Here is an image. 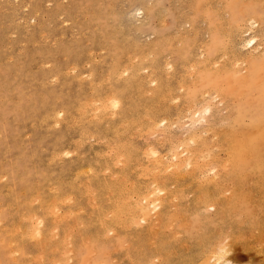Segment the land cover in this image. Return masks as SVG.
<instances>
[{
    "label": "rangeland",
    "instance_id": "rangeland-1",
    "mask_svg": "<svg viewBox=\"0 0 264 264\" xmlns=\"http://www.w3.org/2000/svg\"><path fill=\"white\" fill-rule=\"evenodd\" d=\"M26 3H28V5ZM139 3H141L142 6L139 5ZM25 4L27 7H25ZM137 5H139V6H137ZM261 5H263V7ZM32 7H36V8L33 9ZM134 7L135 8H137V7L141 8L142 7L143 12L140 14V13H138V11H136L137 12V14H136L134 12L136 9L133 10V16L135 13V17H137L136 15H138V18L133 17L132 20H130L131 19L130 13L132 12V9H134ZM35 10H36V12H35L36 14H34ZM28 11H29V13L30 12L31 13L29 14ZM128 11L129 12L131 11V12L129 13ZM37 14L39 17L37 16ZM250 15H251V19L249 18ZM252 15L253 16L255 15V17H257V15H258L259 16L258 18H260V20H258V18L254 19V17H252ZM126 16H128V17H126ZM131 16H132V13H131ZM31 17L34 18L35 20H33ZM127 18H129V19H127ZM246 18L250 19V20H245ZM23 20H25V21H23ZM252 20H256L258 25L253 24L254 26L253 25L249 26L251 24L250 21H252ZM118 21H119V23H118ZM39 22H41V23H39ZM238 22H240L241 24H239ZM97 23H98V25H97ZM248 23H250V24L248 25ZM37 24H38V26H37ZM221 24L222 25L225 24V26H224V29L226 28L225 32L222 31L224 29H223V26ZM243 24H245V25H243ZM231 25H233V26H231ZM28 26H30V27H28ZM34 26H35V28L32 30V34H33V36L35 35L34 36L35 38L33 36H31L32 35L31 34V29H32L31 27H34ZM243 26L244 27L246 26V27L244 28ZM86 27H88V28H86ZM248 27H251V28L254 27V28H252L254 30L260 29L261 32L264 31V0H30V1H28V0H0V58H1L0 59V166H2V167H0V171L2 169L4 170V171L2 170L0 172V208H2V209H0V210H2V211H0V237H2V238H0V247H2V249H4V260L1 261V264H23V263L26 264L27 262H28V264L29 263L30 264L31 263L32 264H41V262H42V264H54V263L60 264L59 263L60 260H61L60 261L61 264H79L76 262L74 256H72V254L74 252L73 247H76V248L83 247L85 243H88L86 239H88L87 236H89L90 234L91 235L89 237H97V239L100 240V242L102 243L101 247H105V249L103 251V254L105 255L104 256L105 262H103L104 264H107V263L108 264H130V263L136 264V262H142L141 264H145L146 262H147L146 264H157V262H158V264H168L170 261H172V263L170 262L169 264H181V263L182 264H187V263L188 264H196L197 262H198L197 264H200V253L205 247L203 248V245L199 244V241H200L199 238L202 234H200L201 231L198 227V224L192 220V215H193V212H195V210H196V212L197 211L202 212V208L206 207V206H202L201 203H199V200L197 203V200H196L197 194L199 193V191H202L201 189H205L207 191V193H209V194L212 191L214 194H216L218 196V197L217 196L216 197L219 199L230 196V194L232 196V195H234L235 191H236L235 193L237 195L239 194L237 192L242 191L243 193H245V194H243L241 192L242 193L241 196L250 198L251 201L247 203V207L249 206L248 208H250V210L252 209L251 213L254 217V220L257 221V224H258L257 225L258 227L256 228L257 230L254 229L253 230L254 232L253 231H251V232L252 233H256V232L264 233V177H263L264 176V165L252 167L250 165L242 164L241 168H240L241 165L240 166H234V163H230L229 157L225 156L227 154H225L222 151V149L219 148V143L217 145L216 144L217 142L215 140H213V139H215L214 138L215 135L213 134L214 131H212V129H211V128H214L215 131H220L221 129L222 130L226 129L230 122H231L230 124H235L236 120L238 119L237 115L241 116L240 118H242L244 113H242L241 110H243V108H239L237 111L234 108V105L241 102L244 99V97L243 96H237V94H235L236 96L234 95L232 99L225 101L223 99V97H220L219 94H218L219 95V98H218L217 97L218 92L214 93V91L212 93H210V95L205 94L203 96L202 94H204L205 93L204 91L206 90V89H204L205 87L203 85L201 86V84L197 83V82L196 83L198 85H196V84L191 85V86L189 85V83L191 82L189 78L192 77L191 74L193 71L192 67H191V63L190 62L189 63L182 62L180 59L176 60V54L173 51L176 48L184 46L186 49H190V50L194 51L193 53L195 54L194 55L195 60H197L198 58L200 60V59H202V57L204 58L205 55H208V53H209L208 57L212 58V60L215 61V63L218 62L216 64H218V65H219V63L224 64L228 68L227 67L225 68V70H227V71H225L226 74H220V75L215 74V72H214V74H215L214 75V74H212L213 72L208 71V70L205 71V74H204L205 80L216 81L217 86H221V87L226 86V85L231 83L230 85H233V87L235 88L236 86H238V84H237L238 81L236 79L238 78V76L240 74H244L245 70L247 69V66L249 65V63L246 62L247 60L245 58V53H249L248 51H251V48H250V46H248V48H247V46H245L246 48L245 47L241 48V49L239 48L240 50L238 48H235V49L239 50V51L235 50L237 52L236 53V52H234V48L230 46L231 50L229 48V50L227 52V53H229V51H230V54H226V55L222 54L225 52L224 51L225 49L223 48V50H222V48H221L219 50V48L224 47V45H226V43H224V42H226L228 40V39L226 40L227 37H230V34H229V36L226 37V35L228 34L227 33L228 31H229V33H231L233 31H230V30H234V32L232 34H235L236 30L243 32ZM42 28L45 32L41 30ZM79 28H80V30H79ZM26 29H30V30L29 31L27 30L28 31L27 32ZM182 29L188 30L189 34L187 36L183 35V37H182V34H183V32L181 31ZM194 31L196 32V34ZM41 32H42V34H41ZM221 32L224 34L221 35L222 34ZM261 32H259V33H261ZM175 33H176V35H175ZM155 34H156V38H158V39H159L158 36H161L160 40H159L161 43L160 44L161 51L163 52L164 55L166 53L170 57L168 60L175 62L174 68H176V69H174V73L171 75L172 78L171 79L169 78V80H168L169 81L167 83L168 85H165L162 89V91L164 93V94H162V96L163 95L164 96L163 97L160 96L161 98H159V99L153 98L154 101L152 98H147L150 96V93H151L150 92L151 91L150 86H148L150 83L152 84L151 81H149L150 83L148 85L143 84V86L141 88H138L135 84H132V85L128 86L129 88H125L124 91H123V89L118 88L119 92H121V93H119L117 91V93L120 94V96H121V101H123V102H121L120 109L125 116L120 115L121 111H118V113L114 112L115 113L114 114L113 109L109 108V106L106 107L107 109L105 108L103 110L104 113H103V111H100V110L99 111L93 110V108H94L93 106H95L94 104H96V102L91 103L92 102L91 98H93V99L97 98L99 100L101 98L104 99L110 94V92L112 91L111 89H113V87L120 86V84H118L120 82V80L117 81V80H114L113 78H108L109 76L107 73V70L109 71V69L111 68L110 62H113L114 61L113 59L116 58V56H117V55H115L114 51L113 52L110 51V49L114 47V44L116 46V49L114 47L113 50H115L116 53L121 52L120 53L121 55L119 54L120 55L119 58L121 59V60H119L120 63H122V64H127V62L137 63L138 61H135V60H137L136 57L132 56V55L134 53H136L135 51H138L137 49L139 46L142 47V45H143L142 43L146 44L148 41L151 40V38H154L153 35H155ZM262 34H264V33H262ZM42 35L45 37H43ZM105 35L108 36L107 39H104L106 37ZM178 35H181V37H179ZM102 37H104V38L102 39ZM178 37L182 38V40L179 39ZM161 38L163 39V41ZM223 38L225 41L222 42L221 40ZM178 39L181 40V45H180V42ZM193 39H195V41H190ZM21 41H23V42H21ZM54 41H56V42H54ZM107 41H108V44H107ZM110 42L114 43V44L112 43L113 47H112ZM190 42L191 43L193 42V44H191V46L189 45ZM221 43H222V45H221ZM200 44H204L203 49L201 48L202 45H200ZM110 45H111V48H110ZM207 45H209V47H211L213 50L210 51L209 48H207ZM117 47H118V49H117ZM197 47L201 48V50ZM246 49H249V50H247V52H246L245 51ZM232 50H233V53H236L237 55L231 53ZM215 51H216V53H215ZM251 52L253 54H254V52H256V54H254V55L251 54V55H253L254 59L264 60V59H261V54H259V53H261L260 51L258 52V51L252 50ZM111 53H114V54H111ZM198 53H200V54L202 53L201 56H199ZM214 53H215V57H213ZM128 54L129 55L131 54L130 58H129L130 60L127 59L129 57ZM125 55H127L128 57L127 56L125 57ZM167 55H165V57ZM196 55H197V57H196ZM222 55H223V57H220ZM234 55L236 56V58ZM251 55H249V56H251ZM239 56L242 57V59L240 57L241 61L242 60H244V61L243 62L239 61V66L236 64V66L239 69V73H238L237 72L238 70L236 69V67L232 66V65H235L234 63H236L234 61V59L240 60ZM133 57H135V58L133 59ZM246 57H247V55H246ZM36 58H37V60H36ZM163 59L164 58H160L159 61L161 62V60H163ZM88 60L91 61V64H90V62H88ZM70 62H72V63H70ZM87 63H89V64H87ZM182 63H184V64H182ZM237 63H238V61H237ZM243 63H244V66H243ZM73 64H75L74 65L75 68L72 67ZM76 64H80V65H76ZM188 64H190V65H188ZM246 64H247V66H246ZM245 66H246V68H245ZM31 68H32V71L30 70ZM52 68H55V69L52 71ZM172 68H173V66L171 68L166 66V68L164 69V73L166 74L167 70H168V72H170L172 70ZM231 68H233V69H231ZM234 68L236 69L235 73L233 72V71H235ZM36 69H39V70H36ZM50 69H51V72L49 71ZM187 69H188V71H187ZM43 70H44V73H43ZM140 70H141V71H139L140 74H146V70H144V71H143V69H140ZM241 70L242 71L244 70V72H241ZM89 71L91 72V74ZM92 71H93V73H92ZM57 72H58V74H57ZM79 72H81V73L79 74ZM49 73L50 74L54 73L53 77L51 76L50 79H48L49 75H50ZM74 73L76 76L74 75ZM88 74H89V76H88ZM109 74H110V71H109ZM65 75H66V77H65ZM80 75H81V77H80ZM182 75H185V76H182ZM228 75H229V77H228ZM186 76L189 78H186ZM56 77H58V79ZM218 77H219V80H221V81L223 80V82L225 81V83H223L221 81L219 82V80H217ZM39 78H40V81H39ZM76 78L77 79L80 78V79L77 81ZM228 78H230V79L228 80ZM36 79H38V80H36ZM54 79H56L57 81H55ZM68 79L71 80L70 83H69L70 80H68ZM89 79H91L92 82ZM180 80H183V81L189 82V83H187V84L185 83V87L183 86L180 88V86H181V85H179ZM47 81L48 82L52 81V82L48 83ZM67 81L69 84L66 83ZM44 82L46 84H44ZM61 82H63L61 84L62 86L59 84ZM81 82H82V84H80ZM90 82L92 83V85H90L91 84ZM40 83H42V84H40ZM107 83L111 85V88L107 87L108 86ZM194 83L195 82H193V84ZM218 83H219V85H218ZM78 84H80L79 87H78ZM99 84L101 87L99 86ZM234 84L236 86H234ZM40 85H42V86H40ZM88 85H90V86H88ZM186 85H189V86H186ZM93 86H95V87L98 86V87H96L97 89H95V87H93ZM88 87L91 89V91ZM133 87H134V89H130ZM80 88H82V90ZM92 88H93V91H92ZM144 88H146V89H144ZM147 88L150 91H148ZM183 88H185V89L182 90ZM58 89H59V91H58ZM127 89H129V90H127ZM138 89H140L141 92ZM53 90H55L56 92ZM65 90H67V91H65ZM76 90L79 92H77ZM95 90H97V91H95ZM130 90H132V91H130ZM144 90L148 91V92H145ZM195 90H198V92L201 90L202 92L200 91L201 93L199 94ZM51 91H52V93H51ZM85 91H87V94ZM98 91H99V93H98ZM165 91H167V92H165ZM66 92H68V95ZM83 92H85V93H83ZM89 92H91V93H89ZM135 92L137 93V95ZM182 92L184 94H190L191 101L189 100L190 101L189 103L190 104L192 103V107H190L191 105L188 103V100L183 98ZM138 93H139V95H138ZM142 93L144 94V97L141 96V95H143ZM147 93L149 96H147ZM166 93H169V94L167 95ZM54 94H56L55 95L56 98H57V96L58 97L61 96L60 99L59 98L56 99L53 96ZM79 94H81V95H79ZM82 94H84V95L86 94V96H84ZM96 94H99V98H98V95H96ZM212 94L213 95L216 94V99L213 98L214 101H212L213 103L211 102L212 103L211 105L213 106L212 109L209 107H207V108L204 107L206 105L205 104L206 102H201V101L205 100L208 102L209 99L210 100L212 99V97H213ZM83 96L85 97L84 99H83ZM136 96H138V97L141 96V99H138ZM210 96H211V98H210ZM73 97L74 98L76 97L77 100L74 99ZM79 98H80V101L83 103H81L78 100ZM164 98L166 99V101ZM217 98L219 99V101ZM51 99H53V101L55 103L54 105H53V101L52 102L50 101ZM89 99H90V102H89ZM145 99H149V100H145ZM194 99H195V101H194ZM220 99H221V101L222 100L223 101L221 102ZM71 100H72V102L69 103V101H71ZM141 100H143V101H141ZM157 100H159V101L157 102ZM192 100L194 102H192ZM77 101H79L80 103ZM231 101L235 102V103L233 104V103H231ZM220 102H221V104H220ZM129 103H131V104H129ZM140 103H143V104H140ZM229 103L231 105L233 104L232 108H234V109H232L231 107H228V106H230ZM61 104L67 105V106L62 105V107H64V108L66 107L65 108L66 110L68 109L67 111L69 113L68 112H66V113H68L69 115L66 114L65 115L66 117L62 116L63 118L60 119L61 121L59 120V124H58V122L55 123L53 118L47 113H48V109L52 105L53 106H60ZM83 104L87 105L89 107L84 106V108H82ZM90 104H92V105H90ZM151 104H156L155 105L156 108L154 105H151ZM74 105H75V107H73ZM126 105H128V106H126ZM142 105H143V107H141ZM197 105H199V107H197ZM201 105L205 109H203ZM147 106H148V108H146ZM152 106L154 107V109ZM194 107H195V109H196V107L200 108V110L198 111V109H197L195 111ZM42 108H44V109H42ZM45 108H47V109H45ZM75 108H76V110H75ZM127 108H128V110H126ZM189 108H192V111H195L194 115L199 116V119H202V117H204L205 119H202V120L205 122H202L200 120L201 122L199 123V121L196 118V120H197V121L195 120L196 125L191 127V125L193 123L195 124V122H193V121H191L193 123L190 122L191 116H189L188 113L191 111V109L189 110ZM82 109H84V110L86 109L85 113H83L84 111L83 112L81 111ZM108 109H110V110H108ZM131 109H132V111H131ZM146 109L149 110L150 113H148L149 111H147ZM185 109L188 110L189 112L186 111L187 112L186 113ZM144 110L147 113L146 112L144 113L143 112ZM151 110H153L155 114H153V111H151ZM77 112H78V115H77ZM108 112H112V115L109 114ZM134 112H136V113H134ZM184 112L187 114V117L185 116L186 114L184 115ZM197 112H199V113L196 115ZM98 113H100L102 115H100ZM233 113L234 114L236 113L235 114L236 117ZM82 114L84 116H82ZM93 114H96V115H93ZM137 114L139 116H137ZM144 114H147V115H144ZM200 114H202L203 116L201 117ZM27 115H28V117H27ZM40 115H41V118H40ZM44 115H48V117L47 116L44 117L46 120H44V118H43ZM108 115H110V116L108 117ZM115 115H117V116H115ZM149 115H153L156 119L159 120L157 126H159V125H162V126L166 125V126L160 127V128L154 127V129H152V130H156L159 128V130L156 132L155 131L151 132V130L146 129V128H148V124H147L146 120L148 119L147 116H149ZM191 115H192V113H191ZM194 115H192V118L194 117ZM34 116H36V117H34ZM78 116L81 118H79ZM103 116H106L107 118L103 117ZM119 116L123 121L119 118ZM244 116L246 118V115H244ZM73 117H76V118H73ZM89 117L91 118V120ZM131 117H132V119H131ZM137 117H138V119H137ZM141 117H143V118L140 120ZM162 117H163V119H162ZM188 117H190V118H188ZM82 118H84V119H82ZM93 118L97 123L96 122L93 123V121H94ZM95 118H97V119H95ZM38 119L41 120L40 121L41 123L37 122V121H39ZM125 119L126 120L129 119V120L126 121ZM164 119H165V121H163ZM229 119H233V120H229ZM79 120H83V121H79ZM98 120H100L101 122L100 121L98 122ZM138 120H140L142 123ZM160 120H162V121H160ZM193 120H194V118H193ZM107 121H109V122H107ZM29 122L31 125L29 124ZM86 122H88V123H86ZM111 122H113V123H111ZM34 123H35V126H34ZM77 123L80 125V127L83 124L82 127L79 128V125ZM108 123H110V124L108 125ZM119 123H121V124H119ZM131 123H133V124H131ZM65 124H67V125H65ZM97 124H98V126H97ZM124 124L126 126H124ZM140 124H141V127L139 128ZM188 124H191V125L189 126ZM72 125H73V127H72ZM76 125H78V126H76ZM84 125H85V127H84ZM45 126H46V128H45ZM109 126L111 128L107 129ZM207 126H209L210 129ZM49 127H51V128H49ZM116 127H118V128H116ZM204 127H205V129H206V127L208 128L207 131L203 129ZM215 127H217V128H215ZM82 128H83V131L81 132ZM190 128L194 129V131L196 130L195 135H197V136H198V133L200 131H202L201 132L202 134L201 133L200 134H201V136H204V137L206 136L205 141L209 142V145H213L215 143L213 145V147L211 146L212 153L215 154V159L212 160V162H211V161H209V159L211 160V157L208 155H206V158L204 156H203L204 158L197 156L195 158V161L190 163L191 165L181 163L182 165L181 164H179V165H181L182 167L179 166L178 164L175 165V167H174V165H170V167H168V166H165L168 164V163H166L163 166L162 165L161 166L160 165H154V166H156L154 168L153 165L150 164V162H149L152 159V156L150 154L148 156L144 155L145 152L147 151V149L149 147H152L153 149L158 150L159 153H161L163 156L166 157V153H167V155H170V154H168L169 153L168 149L170 148L171 143L175 144V143H177V141L184 139L185 137H186L185 140L191 141L190 138L187 139L188 137H191V136H188V134L191 135V133H192V132L190 133V131H192ZM88 130L91 132V134ZM188 130H189V132H188ZM142 131H144V132H142ZM194 131H193V133H194ZM197 131H198V133L196 134ZM45 132H47V133H45ZM87 132L90 134L91 137L89 136V134ZM78 134L79 135L81 134V136H79ZM82 134H85V135H82ZM117 134L119 137L117 136ZM210 135H212V136H210ZM19 136L21 139L19 138ZM193 136H194V134H193ZM79 138H80V141L82 140L81 143H79ZM191 138H193V137H191ZM115 139L118 142L115 141ZM122 141H124V142H122ZM182 141H180V143H179L181 145L178 146L179 145L178 144L177 145L178 147H176V148H179V150L181 149V147L183 149ZM212 141L213 142L215 141V142L213 144H211ZM52 142H53V144H52ZM61 142H63V143H61ZM126 142L128 144L130 142V145L126 144ZM169 142H170V144H169ZM112 143H114V146L112 145ZM131 143H133V144H131ZM190 143H192V142H190ZM117 145L120 146L122 149H124V152L128 156V163L126 165L122 164L123 162L121 161L122 160L121 156L115 157L116 155H113V154H117L116 150H115L117 148ZM40 146L42 147L41 149H40ZM51 146H52V148H51ZM128 146H130V147H128ZM110 147H111V149H110ZM114 147H116V148H114ZM131 147H133V149ZM171 147H174V145L172 144ZM3 148L5 149L4 151H3ZM69 148L72 150H68ZM130 148H131V150H129ZM142 149H145V150H142ZM62 150L63 151H69L70 153L64 154V152ZM110 150H111V152L108 153V151H110ZM133 150L136 151L135 152L136 154H134ZM50 151H51V153H50ZM55 151L57 152V154ZM31 152L32 153L34 152L33 156H32ZM112 152H114V153H112ZM146 153L148 154V151ZM1 154L3 155V157ZM51 154H52L51 159H48V158H50ZM104 154H106V155L104 156ZM77 155H78V157H77ZM4 156H6L8 158L5 159ZM54 156H55V158H54ZM107 156L109 158H106ZM58 157H60V158L58 159ZM93 157H95V159ZM96 157H97V159H96ZM146 157H148V159L149 158H151V159L148 160ZM61 158H62V160H61ZM92 158L94 160H91ZM172 158L174 160H172ZM172 158H171V160L174 162L176 160V157H172ZM68 159L73 161V162L71 163V161H69ZM89 159H90V161H88ZM100 159H102V160H100ZM115 159H116V161H118V159H119V161L116 163ZM205 159H208V160L206 161ZM51 160H53V162ZM61 161H65V162H61ZM94 161H96V162H94ZM112 161H114L117 165H115V163H113ZM146 161H148V163ZM202 161H204V162H202ZM214 161H215L216 165L214 164ZM44 162L48 163L49 165L44 164ZM140 162H142L141 163L142 167H141V165L140 166L138 165V164H140ZM197 162H199V163H197ZM263 162H264V160H263ZM263 162H261V164H264ZM57 163H59V164H57ZM77 163L79 164V167H78ZM136 163H138V164H136ZM104 164H105V166H104ZM144 164L147 167H149L148 168L149 170L152 167L150 172L153 171V173L152 172L150 173L149 170L147 169V167L144 166ZM50 165H52V166H50ZM81 165H83V166H81ZM84 165H86V166L84 167ZM113 165H115V166H113ZM119 166L120 167L122 166V168L123 167L124 168L121 169V168H119ZM132 166L133 167L137 166V169H135L136 167L133 168ZM249 166H250V168H249ZM8 167H15L16 168V173H17L16 175L17 176L21 175V177H23L26 180L25 184L27 186L29 185L28 188H27V186L23 187V185L18 186L17 183H13V184L8 183L7 178L2 176L7 171ZM75 167H77V168H75ZM97 167H98V169H97ZM143 167H146V169L148 171L147 174H144V176H143V173H141ZM162 167L163 168L166 167V169H163ZM172 167L174 169H172ZM46 168H48V169H46ZM55 168H57L59 170H57ZM86 168H88V169H86ZM95 168H96V170H95ZM153 168H154V170H153ZM209 168L214 169V173H215V171H216V173H218V172L219 173L217 175H216V173H215V175L213 173L211 174V172L209 173V171H210ZM104 169H108V170H104ZM112 169H113V171H112ZM41 170H42V172H41ZM50 170L52 171V173H50L51 172ZM62 170H64V171H62ZM70 170H72L73 172ZM121 170H123V171H121ZM132 170H134V171H132ZM58 171L63 172V173H58ZM97 171L99 173H96ZM101 171L104 173H101ZM156 171L159 172L158 176H157ZM166 171H168V172H166ZM34 172H36L35 175H34ZM75 172H77V173H75ZM123 172H124V174H123ZM126 173L128 174V176H126L127 175ZM138 173H140L139 174L140 176L138 175ZM47 174H49V175H47ZM73 174H75V175H73ZM78 174H79V176H78ZM44 175L47 176L48 179ZM67 175H68V177H67ZM116 175H117V177H116ZM154 175L159 179H157ZM55 176H56V178H55ZM59 176H61V177H59ZM93 176H95V177L93 178ZM109 176H110V178H109ZM111 176H113L114 178L116 177L115 178L116 180L114 178H111ZM121 176L122 177L126 176V181H125L126 184L124 185V186H126V188H128L127 187L128 185H132L134 183L135 186H140V187H142L143 185H145V186L149 185L147 187H150V189H151L153 187V186L151 187V185L155 184V180H160L162 178L164 186L161 183L162 182L161 180H160V182L158 181L159 183L156 181V183H158L159 185L162 184L161 186H159L158 184L157 185L160 188H164L163 190L165 192H167V194L165 192H163V190H162V192L164 194L162 192L158 193V194L156 193L157 195L155 194L156 195L155 197H153L154 196L153 195V196H150V198H149L151 200H153L152 198H154V200L157 198L158 200L156 199V201L157 202L159 201V203H157L159 205H157L156 208L154 209L155 213L159 214V215L155 214V216L157 215L158 218H156L154 215L151 216L149 223H147L146 221L141 222L142 227H140V223L137 224L138 226L130 225L129 227L126 226V228H125V226H120V228H118L119 226H116V229L113 230L114 233H113V231H109L106 233L108 235L106 237L107 238L106 239L105 237H103L104 235H103L102 225L100 224L99 221H97L98 219H96V218H97V214H98L99 210L101 211L100 212L101 216L104 213H107V215H109L108 211H110L112 209V207L115 203L114 199L117 197V195H119L117 188H119V186H121V179H122V178H120ZM153 176L156 178L155 180H154V178L152 179ZM202 176H204V177L202 178ZM209 176L211 178L209 180L217 181V184L213 187L209 184V181H207V183L206 182L203 183V181H202L203 179H208ZM44 177H45V180H44ZM83 177H84V179H82ZM88 177H90V178L88 179ZM98 177H100V178L98 179ZM127 178H128V180H127ZM65 180H67V181L65 182ZM70 180L74 181V182H71ZM90 180H91V182H90ZM103 180H104V183H103ZM144 180H147V181H144ZM150 180L151 181L154 180V183H153V181L151 182ZM34 181H36V182H34ZM63 181H64V183H63ZM108 181H109V183H108ZM113 181H115V182H113ZM130 181L131 182L133 181V182L131 183ZM44 182L46 185L44 184ZM48 182H49V185H48ZM101 182H102V184H101ZM105 182H107V183L105 184ZM128 182H130V183H128ZM137 182H140V183H137ZM1 183H2V185H1ZM201 183L204 186H202ZM85 184L91 186L92 189L96 188L93 192H95L96 194L98 192L103 193V194H101L102 196H100V193H98L97 195L94 194L96 196V198H95L94 202L92 201L93 202L92 203L90 201V196L86 191V186H84ZM111 184H113L115 186H111ZM7 185H9L10 189L8 187L6 188ZM11 185H12V187H11ZM32 185H33V187L30 189V187ZM53 185H56V186H53ZM101 185L103 187H106V188H103ZM165 185H166V187H165ZM200 185L202 188H199ZM35 186L39 187V189ZM57 186H59V187H57ZM78 186H79V188H78ZM24 188L25 189L27 188V189L25 190ZM55 188H56V190H55ZM70 188L73 190H71ZM110 188H112V189H110ZM51 189H54V190H51ZM81 189L84 191H82ZM172 189H174V190L171 191ZM9 190H10L12 196L10 195ZM22 190H24L26 194ZM49 190H51V191H49ZM96 190H97V192H96ZM209 190H211V191H209ZM45 191H47V192H45ZM116 191H117V193H116ZM169 191H171V192H169ZM29 192H31V193H29ZM69 192H71V193H69ZM6 193L8 194L7 196H6ZM72 194H74V195H72ZM160 194L166 195V197L163 195L158 196ZM168 194H170V195L168 196ZM172 194H174L173 197H172ZM180 194H182V195H180ZM42 195L43 196L46 195V197H43ZM65 195H68L69 198H67V196L65 197ZM106 195H107V197H106ZM24 196L27 199H25ZM213 197H215V196H213ZM213 197H211V198L214 200ZM34 198H36V199L34 200ZM49 198H50V200H49ZM54 198L56 199V201ZM70 198L71 199L73 198V199L71 200ZM86 198H88V199H86ZM171 198H174V199L171 200ZM169 199H170V202H169ZM52 200H54V203H56L58 205L60 211H65L69 208V210H70L69 212L71 213V214L69 213V216L67 215L68 219L62 218V219H60L61 220L60 222L58 220L57 226H54V223L52 221L53 219H51V215L44 213V204H47L48 202H52ZM100 200H101V202H100ZM175 200H176V202H175ZM213 200H210V201L208 200L209 201L208 203L209 204L213 203L212 205H214V208H215L218 206V204L216 202H214ZM31 201L32 202L34 201L32 203V205L30 203ZM108 201L109 202L112 201L114 203L112 204V202L109 203ZM163 201H165V202H163ZM15 202H17V203L15 204ZM35 202H37V203H35ZM69 202H70V204H69ZM73 202H75V203H73ZM192 202H194V203H192ZM71 203H73V204H71ZM3 204L6 206L2 207ZM35 204H37V205H35ZM38 204L39 205L42 204V206H39ZM76 204H78V206ZM94 204L97 206H95ZM249 204H251V205H249ZM92 205H93V207H92ZM108 205L111 207H109ZM38 206L40 209H38ZM11 207H13V208H11ZM94 207H96V208H94ZM16 208H18V210ZM97 208L98 209L100 208V209L98 210ZM61 209H63V210H61ZM78 209H81V210H78ZM156 209H157V211H156ZM12 210H14V212L16 211L17 213L16 212L12 213ZM25 210L26 211L29 210V212H35L38 215L43 217V228L45 229L44 231H46V233L48 232L51 235L50 236L47 233V238L49 236L47 243L50 245H52L53 243L59 244V247L61 250L53 251L51 249L52 246H49V245L43 246V247H46V249H43L42 247L40 248V246L36 244V241L33 238L30 239L29 237H23L20 239V236H18L17 234H15L16 240L15 239L11 240L13 243L11 241H10V243L8 242V237H9L8 235H10V233L12 231V230H10L11 229L10 227H12L14 225L15 226L21 225L22 222H24L23 213L26 212ZM165 210H166V212H164ZM71 211L72 212L78 211V212L72 213ZM209 211H212V210H209ZM75 213H77V214H75ZM184 213H186V214L184 215ZM13 214H14V216H13ZM87 214H91L92 217H91V215H87ZM170 214H172V215H170ZM47 215H48V217H47ZM181 215H182V217H181ZM45 217H47V218H45ZM153 217H155V218H153ZM13 218H14V220H13ZM72 218L73 219L77 218L79 220V222L82 221V223H83V224L81 223L82 227H80L81 225H80V223H78L77 229H76V222ZM188 218H190V219H188ZM44 219H45V221H44ZM84 220H86V222ZM87 220H89V222ZM90 220H91V222H90ZM184 220H185V223L187 222L186 223L187 227H185ZM20 221H22V222L20 223ZM98 222H99V224H98ZM151 222H153V223H151ZM156 222H158V223H156ZM182 222H183V225L182 224L180 225V223H182ZM52 223H53V225H52ZM153 224H154V227L151 230L148 229V227L153 226ZM245 224L246 223H244L243 225L241 224L240 225L241 227L238 226L241 229V230L239 229V231L237 229V226L233 225V227L231 228L232 229L231 231L235 234H239V233L248 234L249 231L247 229H246L247 230L246 231L244 228ZM49 225H52V226L50 227ZM67 225H69V227ZM89 225H91V226H89ZM155 225H157V227ZM188 225H189V228H188ZM218 225H220V228H221V226L228 228L229 223H226V225H224V224H222V225L218 224ZM53 226L55 228H52ZM2 227H4V228H2ZM72 227L74 230L72 229L71 231H74V232H72V233H71V231L67 232V233H70L71 236L73 235L72 236L73 243H69V245L67 246V247L72 248V250L67 251V253L65 252L63 254L62 253V251H63L62 247H65V246L61 245L62 237H63L62 234H63V231L66 232L67 229H69V228L71 229ZM78 227H80V228H78ZM83 227H84V229L87 228V229H85L86 231L85 230L84 231L88 232V234L82 230ZM195 227H197V228H195ZM5 228L7 230H10L9 234H8L9 231H7ZM129 228L131 230H129ZM176 228H177V230H176ZM209 228H211V227H209ZM220 228H219V226H216L215 228H212V229H214L215 231H218ZM1 229L4 231L6 230V231L4 232ZM51 229H52V231H50ZM75 229L77 231H75ZM90 229L93 233L90 231ZM195 229H197L200 232H198V231H197L198 233L195 232L196 231ZM242 229H244V231ZM178 230H180V231H178ZM81 231H82L83 236L80 234ZM138 231H140V233ZM141 231H143V232H141ZM192 231H193V233H191ZM54 232H56V233L54 234ZM146 232H147V235L144 234ZM175 232H176V234L174 235ZM51 233H53V234H51ZM154 233L157 235H154ZM171 233H172V235H171ZM212 233L213 232H211V233L208 232L209 235H211ZM86 234H87V236H86ZM110 234H112V235H110ZM160 234H162V235H160ZM163 234H165V235H163ZM186 234H188V236ZM198 234H200V235H198ZM52 235H54L55 239L52 238ZM136 235H137V237H136ZM176 235H177V237H176ZM178 235H179V237H178ZM99 236H101V237L98 238ZM144 236H146V237H144ZM151 236H153L154 238L153 237L151 238ZM166 236H167V238L165 239ZM173 236H175V238ZM131 237H132V239H131ZM163 237H164V239H163ZM191 237H192L193 241H192ZM13 238H14V236H13ZM25 238H26V241H25ZM27 238H28V240H27ZM177 238L180 241V243H179V241H177ZM52 239H53V241H52ZM113 239L115 240V242ZM260 239L261 240L257 239L259 241H257L256 239H255L256 241L253 239H248V241L247 240L243 241L242 239H240L239 241L238 240L234 241L232 243L233 249L231 247L232 251L234 250V252L229 253L231 255L228 254L227 258L228 257L230 258L233 255H236L238 257H242V259H241L242 262H246V263H250V264H264V258H263L264 257V239H263V237ZM106 240H109L108 241L109 243ZM129 240H131V242H129ZM133 240H135V241H133ZM150 240L151 241L154 240L155 242L153 241V243H152ZM168 240L170 241V243H168L169 242ZM48 241H50V242H48ZM124 241H125V243H124ZM162 241H164V242H162ZM80 242H82V243H80ZM134 242L136 244H134ZM138 242H140L141 245ZM172 242H173V245L171 244ZM255 242H258V243L255 244ZM127 243H128V245H127ZM129 243H130V245H129ZM159 243H161V244L163 243L162 247H160L161 244H159ZM182 243H183V245L185 244V246H183ZM197 244H199V245H197ZM249 244L251 246H254V244H255L256 247L259 245L261 248L259 246L258 247L262 250L263 253L255 255V254H253L252 251H250V252L244 251L243 252L242 248L244 246H247V245L249 246ZM18 245H20V246H18ZM142 245L144 246V248L142 247ZM153 245L155 247L156 246L158 247V245H159L158 249L157 248L155 249V247ZM186 245L189 247H187ZM13 246L16 247V249H17V250H14V252L10 251V248H11V250L14 249ZM136 246H138L139 248ZM197 246H199V247H197ZM115 247L119 248V249H116ZM130 247L132 248L131 250L134 251V253L130 250ZM134 247L138 248L139 250L138 249L134 250ZM153 247H154L155 251H154ZM164 248L166 249V253L165 252L163 253V251H165ZM127 249L130 251L128 252ZM159 249H161V250H159ZM113 250H115L116 252H114ZM141 250H144L145 252L141 251ZM198 250H199V252H198ZM16 251H18V254ZM42 251H43V254H45V256L43 255L44 257H42L41 261H38L36 259V255L40 256V254H38V253H40ZM109 251H110V253L107 254ZM173 251H175V253H178L179 255L173 253ZM177 251H179V252H177ZM27 252H29V253H27ZM47 252H48V254L46 255ZM71 252H72V254H71ZM83 252H84V254L86 253L85 254V256H86L87 255L86 249H83ZM140 252L142 253L143 256L141 255ZM148 252H150V257H149ZM33 253H35L36 255ZM197 253H199V254H197ZM66 254H69L67 257V261L65 260L66 259L65 257L67 256ZM185 254H187L188 256ZM28 255L30 258L27 257ZM34 255H35V257H34ZM152 255H154V256H152ZM167 255H169V256H167ZM191 255H192V258H191ZM47 256H49V257H47ZM63 256H64V259H62ZM135 256H136V258H134ZM156 256H160L161 259L159 257H156ZM178 256H179V258H178ZM182 256H183V259H181ZM14 257L17 259L14 260L15 259ZM52 257H53V260L55 259L58 261H56V262L52 261L53 263H51L50 259ZM163 257L165 259H163ZM111 258H114V259L112 260ZM145 258H147L146 261H145ZM150 258H152L154 260V262L152 261V259L150 260ZM175 258H177V259H175ZM22 259H23V261H22ZM63 260H64V262H63ZM164 260L166 263L164 262ZM129 261H131V262H129ZM149 261L150 262L152 261V262L148 263ZM189 261H190V263H189Z\"/></svg>",
    "mask_w": 264,
    "mask_h": 264
},
{
    "label": "bare ground",
    "instance_id": "bare-ground-1",
    "mask_svg": "<svg viewBox=\"0 0 264 264\" xmlns=\"http://www.w3.org/2000/svg\"><path fill=\"white\" fill-rule=\"evenodd\" d=\"M28 1H30V0H28ZM16 2V1H15ZM23 3V2H22ZM27 5H28V3H26ZM26 4H25V7H27L26 6ZM37 4V3H36ZM121 4V3H120ZM11 5V4H10ZM34 5V4H33ZM32 5V6H33ZM139 5H141V3H139ZM139 5H137V6H139ZM213 5V4H212ZM24 6V5H23ZM35 6V5H34ZM142 6V5H141ZM262 7H263V5H261ZM22 7V6H21ZM24 8V7H23ZM33 9H35L36 7H32ZM173 8V7H172ZM136 9V10H135ZM142 7L140 8V7H137V8H135L134 7V9H132V16H131V13H130V17H131V19L130 20H132V18L133 17H135V13L137 14V12L136 11H138V13H142L143 11H142ZM28 10V9H27ZM37 10V9H36ZM36 10L34 11V14H36L35 12H36ZM133 10H135L134 12V16H133ZM33 11V10H32ZM38 12V11H37ZM123 12V11H122ZM184 12V11H183ZM28 13H29V11H28ZM31 13V12H30ZM29 13V14H30ZM182 13V12H181ZM139 14V15H140ZM128 15V14H127ZM34 16V15H33ZM32 16V17H33ZM37 16H38V14H37ZM36 16V17H37ZM137 17H135V18H138V15H136ZM224 16V15H223ZM31 17V18H32ZM39 17V16H38ZM42 17V16H41ZM48 17V16H47ZM52 17V16H51ZM126 17H128V16H126ZM252 17H254V19L255 18H258L259 16L257 15V17H255V15L253 16L252 15ZM142 18V17H141ZM250 19H251V15H250V17H249ZM33 20H35L34 18H32ZM37 19V18H36ZM61 19V18H60ZM100 19V18H99ZM107 19V18H106ZM127 19H129V18H127ZM250 19H245V20H250ZM146 20V19H145ZM183 20V19H182ZM258 20H260V18H258ZM16 21V20H15ZM20 21V20H19ZM23 21H25V20H23ZM32 21V20H31ZM67 21V20H66ZM135 21V20H134ZM12 22V21H11ZM43 22V21H42ZM49 22V21H48ZM69 22V21H68ZM129 22V21H128ZM244 22V21H243ZM242 22V23H243ZM251 22V24L250 23H248V25L249 26H252L253 24H255V25H258V23H257V21L256 20H252V21H250ZM39 23H41V22H39ZM117 23V22H116ZM118 23H119V21H118ZM117 23V24H118ZM162 23V22H161ZM239 24H241L240 22H238ZM18 24V23H17ZM26 24V23H25ZM94 24V23H93ZM131 24V23H130ZM226 24V23H225ZM225 24L224 25H222L223 26V29H224V26H225ZM237 24V23H236ZM90 25V24H89ZM97 25H98V23H97ZM114 25V24H113ZM119 25V24H118ZM234 25V24H233ZM233 25H231V26H233ZM243 25H245V24H243ZM18 26V25H17ZM31 26V25H30ZM30 26H28V27H30ZM37 26H38V24H37ZM88 26V25H87ZM95 26V25H94ZM142 26V25H141ZM254 26V25H253ZM27 27V26H26ZM99 27V26H98ZM185 27V26H184ZM244 27V26H243ZM246 27V26H245ZM244 27V28H245ZM32 29H31V34H32V30L35 28V26L34 27H31ZM39 28V27H38ZM50 28V27H49ZM70 28V27H69ZM86 28H88V27H86ZM97 28V27H96ZM115 28V27H114ZM180 28V27H179ZM252 28H254V27H252ZM251 27H248V28H246V30H244L243 32H240L239 30H236V32H235V34H232L233 32H234V30H230V31H233V32H231V33H229V31L227 32L228 34L226 35V37L227 36H229V34H230V37H227L226 38V42H224V43H226V45H224V47H220L219 48V50L222 48V50H223V48L225 49L224 51V53H222L223 55L225 54H230V51H229V53H227L228 52V50H229V48H230V46L231 47H233L234 48V52H236L235 50H237V49H235V48H244L245 46H247V48H248V46H250V48H251V51L253 50V51H260L261 53H259V54H261V59H264V34H262V33H264V31L263 32H261L260 31V29H257V30H254V29H252ZM226 29V28H225ZM222 30V31H226V30ZM29 31L30 29H26V31ZM42 31H44L43 30V28L41 29ZM79 30H80V28H79ZM107 30V29H106ZM25 31V32H26ZM27 31V32H28ZM73 31V30H72ZM182 32H183V34H182V37H183V35H185V36H187L188 34H189V31L188 30H184V29H182L181 30ZM242 31V30H241ZM39 32V31H38ZM45 32V31H44ZM43 32V33H44ZM195 32V31H194ZM259 32H261V33H259ZM155 33V32H154ZM153 33V34H154ZM179 33V32H178ZM177 33V34H178ZM222 33V32H221ZM246 35H244V34ZM11 34V33H10ZM41 34H42V32H41ZM62 34V33H61ZM107 34V33H106ZM157 34V33H156ZM156 34L155 35H153L154 36V38H151V40L150 41H148L146 44L145 43H142L143 45H142V47H138V51H135L136 53H134L132 56H135L136 57V59L137 60H135V61H138L137 63H130V62H127V64H122V63H120V61L119 60H121L120 58H119V56L121 55L119 52L118 53H116L115 52V50H113L114 49V47H115V49H116V46H115V44L113 43V42H110L111 43V45H112V43L114 44V47H113V45H112V47L113 48H111V45H110V51L111 52H113L114 51V53H115V55H117L116 56V58H114L113 60V62H110V69H109V71H110V74H109V71L107 70V73H108V78H113L114 80H117V81H119L120 80V82L118 83V84H120V86H118V87H113V89H111L112 91L110 92V94L106 97V98H104V99H93V98H91L92 99V102L91 103H93V102H96V104H94L95 106H93L94 108H93V110H95V111H103L107 106H109V108H112L113 109V113L114 112H117L118 113V111H121V109H120V106H121V102H123V101H121V96H120V94H118L117 93V91L119 92V89H123V91H124V89L125 88H129L128 86H130V85H132V84H135L138 88H141L142 86H143V84H149L150 82L149 81H151L152 82V84L150 83L148 86H150V90L148 89V91H150L151 93H150V96L148 95V93H147V96H149V97H147V98H156V99H159V98H161L160 96H162V94H164L163 93V91H162V89H163V87L165 86V85H168L167 83L169 82L168 80H169V78L171 79L172 77H171V75L174 73V69H176V68H174V61H171V60H168L170 57L165 53V55H167L166 57H165V55L163 54V52L161 51V48H160V37L161 36H158L159 37V39L158 38H156ZM180 34V33H179ZM195 34H196V32H195ZM201 34V33H200ZM224 33H222L221 35H223ZM46 35V34H45ZM100 35V34H99ZM175 35H176V33H175ZM193 35V34H192ZM23 36V35H22ZM31 36H33V34L31 35ZM35 36V35H34ZM33 36V37H34ZM43 36V35H42ZM102 36V35H101ZM106 36V35H105ZM145 36V35H144ZM179 37H181V35H178ZM225 36V35H224ZM245 36V37H244ZM43 37H45V36H43ZM107 37L108 36H106L105 38L104 37H102V39L104 38V39H107ZM116 37V36H115ZM178 37V38H179ZM191 37V36H190ZM25 38V37H24ZM35 38V37H34ZM80 38V37H79ZM99 38V37H98ZM20 39V38H19ZM95 39V38H94ZM93 39V40H94ZM162 39V38H161ZM179 39H181L182 40V38H179ZM178 39V40H179ZM9 40V39H8ZM98 40V39H97ZM167 40V39H166ZM169 40V39H168ZM181 40H179V42H180V45H181ZM206 40V39H205ZM34 41V40H33ZM87 41V40H86ZM101 41V40H100ZM106 41V40H105ZM118 41V40H117ZM162 41H163V39H162ZM190 41H195V39H193V40H190ZM216 41V40H215ZM222 42L223 41H225L224 40V38L221 40ZM21 42H23V41H21ZM35 42V41H34ZM54 42H56V41H54ZM92 42V41H91ZM118 43V42H117ZM100 44V43H99ZM107 44H108V41H107ZM106 44V45H107ZM137 44V43H136ZM191 44H193V42L191 43H189V45L191 46ZM101 45V44H100ZM200 45H202L201 46V48L203 49L204 48V44H200ZM199 45V46H200ZM217 45V44H216ZM221 45H222V43H221ZM179 46V45H178ZM194 46V45H193ZM217 47V46H216ZM42 48V47H41ZM124 48V47H123ZM169 48V47H168ZM197 48H199V47H197ZM201 48H199L200 50H201ZM207 48H209V50L210 51H212L213 49L211 48V47H209V45H207ZM246 48V47H245ZM249 48V49H250ZM46 49V48H45ZM82 49V48H81ZM117 49H118V47H117ZM239 49V50H240ZM249 49H246L245 51L247 52V50H249ZM263 49V50H262ZM123 50V49H122ZM125 50V49H124ZM127 50V49H126ZM134 50V49H133ZM132 50V51H133ZM195 50V49H194ZM230 50H231V48H230ZM239 50H237V51H239ZM103 51V50H102ZM128 51V50H127ZM131 51V50H130ZM129 51V52H130ZM174 52H175V54H176V60H181L182 62H185V63H191V67H192V77L191 78H189V77H187L186 76V78H189L190 79V83L189 82H185V81H183V80H180L179 81V85H181L180 86V88L181 87H185V83L187 84V83H189V85L191 86V85H198L197 83H200L201 84V86L203 85L205 88L204 89H206L204 92V94H202L203 96L205 95V94H207V95H210V93H212L213 91H214V93H217V95L219 94L220 95V97H223V99L225 100V101H228V100H230V99H232L233 98V96L235 95V94H237V96H243L244 97V99L241 101V102H239V103H237V104H235L234 105V108L238 111V109L239 108H243V110H241V112L242 113H244V115H246V118H245V116L243 115V117L242 118H240L241 116H239V115H237V120H236V122H235V124H230L229 123V125L227 126V128L226 129H221L220 131H215L214 130V128H211L212 129V131H214V135H215V139H213V140H215L217 143V145H218V143H219V148L220 149H222V151L225 153V154H227V155H225V156H228L229 157V160H230V163H234V166H240V168L242 167V164H244V165H250V166H263L264 164H261V162H263V160H264V60H258V59H254V57H253V55L254 54H256V52H254V54L251 52V51H248L249 53H245V58H246V62H248L249 63V65L247 66V64H246V66H247V69L245 70V72H244V70L242 71L241 70V72H244V74H240L239 76H238V78L236 79L237 81H238V86H236L235 84H234V86H236L235 88L233 87V85H230V84H228V85H226V86H223V87H221V86H217V82L216 81H210V80H205V76H204V74H205V71H211V72H213L212 74H214V72H215V74H218V75H220V74H226L225 73V71H227V70H225V68L227 67L226 65H224V64H220L219 63V65L218 64H216V63H218V62H216L215 63V61H213L212 60V58H210V57H208L209 56V53H208V55H205V57L203 58L202 57V59H200L199 60V58L197 59V60H195L194 58H195V54L193 53L194 51H192V50H190V49H186L184 46H181V47H179V48H176V49H174L173 50ZM217 51V50H216ZM216 51H215V53H216ZM61 52V51H60ZM77 53V52H76ZM81 53V52H80ZM79 53V54H80ZM90 53V52H89ZM114 53H111V54H114ZM215 53L213 54L214 56L213 57H215ZM231 53H233V50L231 51ZM237 53V52H236ZM236 53H233V54H236ZM120 54V55H119ZM197 54V53H196ZM199 54V56H201V54L200 53H198ZM251 54H253V55H251ZM11 55V54H10ZM65 55V54H64ZM103 55V54H102ZM124 55V54H123ZM131 55V54H130ZM130 55L128 54V56L127 55H125V57L127 56L128 58V60H130L129 58H130ZM223 55L222 56H220V57H223ZM237 55V54H236ZM244 55V54H243ZM246 55H247V57H246ZM249 55H251V56H249ZM110 56V55H109ZM198 56V57H199ZM235 56V55H234ZM65 57V56H64ZM63 57V58H64ZM101 57V56H100ZM135 57H133V59L135 58ZM168 57V58H167ZM196 57H197V55H196ZM233 57V56H232ZM240 57L241 56H239V59H240ZM244 57V56H243ZM3 58V57H2ZM5 58V57H4ZM35 58V57H34ZM33 58V59H34ZM160 58H164L163 60H161V62L159 61V59ZM235 58H236V56H235ZM238 58V57H237ZM248 58V59H247ZM1 59V58H0ZM125 59V58H124ZM241 59H242V57H241ZM241 59L240 60H235L234 59V61L236 62V63H234L235 65H232V66H235L236 67V69L238 70L237 72L239 73V69H238V67L236 66V64L239 66V61H241ZM36 60H37V58H36ZM35 60V61H36ZM175 60V61H176ZM218 60V59H217ZM223 60V59H222ZM228 60V59H227ZM34 61V62H35ZM233 61V62H234ZM237 61H238V63H237ZM244 60H242L241 62H243ZM32 62V61H31ZM88 62H90V64H91V61H89L88 60ZM98 62V61H97ZM101 62V61H100ZM124 62V61H123ZM229 62V61H228ZM240 62V63H241ZM70 63H72V62H70ZM74 63V62H73ZM180 63V62H179ZM40 64V63H39ZM48 64V63H47ZM57 64V63H56ZM87 64H89V63H87ZM182 64H184V63H182ZM233 64V63H232ZM45 65V64H44ZM74 65L75 64H73V66L72 67H74ZM76 65H80V64H76ZM188 65H190V64H188ZM230 65V64H229ZM166 66H168L169 68H171L172 66H173V68H172V70L170 71V72H168V68L166 69L167 70V72H166V74L164 73V69L166 68ZM179 66V65H178ZM214 66V67H213ZM225 66V67H224ZM243 66H244V63H243ZM246 66H245V68H246ZM39 67V66H38ZM68 67V66H67ZM71 67V68H72ZM77 67V66H76ZM89 67V66H88ZM213 67V68H212ZM48 68V67H47ZM56 68V67H55ZM55 68H52V71L55 69ZM59 68V67H58ZM75 68V67H74ZM96 68V67H95ZM187 68V67H186ZM185 68V69H186ZM228 68V67H227ZM244 68V67H243ZM244 68V69H245ZM140 69H143V71L144 70H146V74H140V72L139 71H141ZM231 69H233V68H231ZM235 69V68H234ZM236 69H235V71H233L234 73L236 72ZM31 71H32V68L30 69ZM35 70V69H34ZM36 70H39V69H36ZM41 70V69H40ZM60 70V69H59ZM68 70V69H67ZM70 70V69H69ZM72 70V69H71ZM50 72H51V69L49 70ZM48 71V72H49ZM63 71V70H62ZM187 71H188V69H187ZM191 71V70H190ZM61 72V71H60ZM64 72V71H63ZM90 72V71H89ZM43 73H44V70H43ZM81 72H79V74H80ZM92 73H93V71H92ZM106 73V74H107ZM143 73V72H142ZM189 73V72H188ZM191 73V72H190ZM46 74V73H45ZM50 74V73H49ZM53 74L54 73H51L50 75H49V78L48 79H50V77L52 76L53 77ZM57 74H58V72H57ZM85 74V73H84ZM90 74H91V72H90ZM179 74V73H178ZM182 74V73H181ZM214 74V75H215ZM31 75V74H30ZM47 75V74H46ZM64 75V74H63ZM74 75H75V73H74ZM190 75V76H191ZM213 75V76H214ZM76 76V75H75ZM88 76H89V74H88ZM182 76H185V75H182ZM32 77V76H31ZM44 77V76H43ZM65 77H66V75H65ZM74 77V76H73ZM79 77V76H78ZM80 77H81V75H80ZM84 77V76H83ZM92 77V76H91ZM179 77V76H178ZM212 77V76H211ZM228 77H229V75H228ZM57 79H58V77H56ZM72 78V77H71ZM107 78V77H106ZM181 78V77H180ZM184 78V77H183ZM185 78V79H186ZM80 79V78H79ZM79 79H77L76 78V80L78 81ZM82 79V78H81ZM182 79V78H181ZM230 78H228V80H229ZM36 80H38V79H36ZM35 80V81H36ZM47 80V79H46ZM45 80V81H46ZM55 81H57L56 79H54ZM63 80V79H62ZM65 80V79H64ZM68 80H70V79H68ZM83 80V79H82ZM90 81H91V79H89ZM88 80V81H89ZM99 80V79H98ZM113 80V81H114ZM179 80V79H178ZM177 80V81H178ZM187 80V79H186ZM217 80H219V77L217 78ZM39 81H40V78H39ZM81 81V80H80ZM107 81V80H106ZM110 81V80H109ZM221 80H219V82H220ZM48 82V81H47ZM50 82V81H49ZM48 82V83H49ZM52 82V81H51ZM50 82V83H51ZM71 82V80L69 81V83ZM92 82V81H91ZM90 82V83H91ZM94 82V81H93ZM116 82V81H115ZM193 82H195L194 84H193ZM197 82V83H196ZM221 82H223V80L221 81ZM63 82H61V83H59L60 85L62 84ZM66 83H68V81L66 82ZM68 83V84H69ZM96 83V82H95ZM94 83V84H95ZM98 83V82H97ZM223 83H225V81L223 82ZM40 84H42V83H40ZM44 84H46L45 82H44ZM80 84H82V82L80 83ZM80 84H78V87H79V85ZM88 84V83H87ZM86 84V85H87ZM108 84V83H107ZM112 84V83H111ZM222 84V83H221ZM33 85V84H32ZM59 85V86H60ZM90 85H92V83L90 84ZM90 85H88V86H90ZM110 84H108V88L110 87L111 88V85L109 86ZM113 85V84H112ZM189 85H186V86H189ZM218 85H219V83H218ZM40 86H42V85H40ZM39 86V87H40ZM62 86V85H61ZM77 86V85H76ZM99 86H100V84H99ZM57 87V86H56ZM93 87H95V86H93ZM96 87H98V86H96ZM95 87V89H97ZM101 87V86H100ZM147 87V86H146ZM167 87V86H166ZM29 88V87H28ZM59 88V87H58ZM89 88V87H88ZM119 88V89H118ZM168 88V87H167ZM66 89V88H65ZM79 89V88H78ZM81 90H82V88H80ZM90 89V88H89ZM130 89H134V87L133 88H130ZM144 89H146V88H144ZM166 89V88H165ZM185 88H183L182 90H184ZM203 89V90H204ZM214 89V90H213ZM68 90V89H67ZM67 90H65V91H67ZM99 90V89H98ZM127 90H129V89H127ZM139 91H140V89H138ZM168 90V89H167ZM53 91H55V90H53ZM58 91H59V89H58ZM57 91V92H58ZM77 91V90H76ZM75 91V92H76ZM84 91V90H83ZM90 91H91V89H90ZM92 91H93V88H92ZM95 91H97V90H95ZM122 91V92H123ZM130 91H132V90H130ZM138 91V92H139ZM145 91V90H144ZM148 91H145V92H148ZM195 91H197L198 92V90H195ZM201 91V90H200ZM198 92L199 94L202 92ZM56 92V91H55ZM77 92H79V91H77ZM76 92V93H77ZM86 92V94H87V91H85ZM85 92H83V93H85ZM108 92V91H107ZM129 92V91H128ZM134 92V91H133ZM137 92V91H136ZM135 92V93H136ZM141 92V91H140ZM165 92H167V91H165ZM169 92V91H168ZM171 92V91H170ZM51 93H52V91H51ZM67 93V95H68V92H66ZM89 93H91V92H89ZM98 93H99V91H98ZM109 93V92H108ZM119 93H121V92H119ZM134 93V94H135ZM213 93V94H214ZM57 94V93H56ZM56 94H54L53 96L56 98ZM59 94V93H58ZM86 94L84 95V94H82V95H84V96H86ZM103 94V93H102ZM131 94V93H130ZM143 94V93H142ZM167 95L169 94V93H166ZM184 93L182 92V96H183V98L184 99H187L188 100V103L191 101V96H190V94H184ZM212 94V99L213 98H215L216 99V94L215 95H213ZM79 95H81V94H79ZM93 95V94H92ZM96 95H98V98H99V94H96ZM95 95V96H96ZM136 95H137V93H136ZM138 95H139V93H138ZM219 95L217 96L218 98H219ZM52 96V97H53ZM83 96V99L85 98ZM91 96V95H90ZM135 96V95H134ZM141 96H143L144 97V94L143 95H141ZM141 96L140 97H138V96H136L138 99H141ZM164 96V95H163ZM162 96V97H163ZM166 96V95H165ZM236 96V95H235ZM61 97V96H60ZM60 97H58L57 96V98L56 99H60ZM69 97V96H68ZM77 97V96H76ZM76 97L74 98V99H76ZM81 97V96H80ZM88 97V96H87ZM93 97V96H92ZM132 97V96H131ZM201 97V96H200ZM178 98V97H177ZM195 98V97H194ZM210 98H211V96H210ZM217 98V99H218ZM82 99V98H81ZM163 99V98H162ZM165 99V98H164ZM193 99V98H192ZM196 99V98H195ZM195 99H194V101H195ZM210 100L209 99V101L207 102V101H201V102H206L205 104V106L204 107H209V108H211L212 109V101H214V99L213 100ZM235 99V98H234ZM77 100V99H76ZM79 101H80V98L78 99ZM145 100H149V99H145ZM144 100V101H145ZM190 100V101H189ZM51 102L53 101V99H51L50 100ZM79 101H77V102H79ZM133 101V100H132ZM141 101H143V100H141ZM153 101H154V99H153ZM156 101V100H155ZM159 100H157V102H158ZM164 101V100H163ZM165 101H166V99H165ZM193 100H192V102H194ZM217 101V100H216ZM218 101H219V99H218ZM220 101H221V99H220ZM223 101V100H222ZM221 101V102H222ZM70 102H72V100L71 101H69V103ZM81 102V101H80ZM79 102V103H80ZM89 102H90V99H89ZM146 102V101H145ZM148 102V101H147ZM150 102V101H149ZM210 102V103H209ZM212 102V103H211ZM221 102H220V104H221ZM41 103V102H40ZM44 103V102H43ZM74 103V102H73ZM81 103H83V102H81ZM88 103V102H87ZM151 103V102H150ZM154 103V102H153ZM187 103V102H186ZM215 103V102H214ZM218 103V102H217ZM231 103H235V102H232L231 101ZM55 103H54V101H53V105H54ZM66 104V103H65ZM65 104H61L60 106H51L49 109H48V113L47 114H49L52 118H53V120H54V122L55 123H57L58 122V124H59V120L61 119V118H63L62 116H65L66 114H68L69 112L64 108V107H62V105H65ZM68 104V103H67ZM86 104V103H85ZM129 104H131V103H129ZM140 104H143V103H140ZM158 104V103H157ZM185 104V103H184ZM190 104V103H189ZM200 104V103H199ZM203 104V103H202ZM226 104V103H225ZM230 104V103H229ZM232 104V105H233ZM51 105V104H50ZM90 105H92V104H90ZM151 105H156V104H151ZM191 106L190 107H192V103L190 104ZM232 105L230 104V106H228V107H231L232 108ZM65 106H67V105H65ZM84 106H87V105H84L83 104V107L82 108H84ZM126 106H128V105H126ZM133 106V105H132ZM131 106V107H132ZM202 106V105H201ZM200 106V107H201ZM73 107H75V105L73 106ZM80 107V106H79ZM87 107H89V106H87ZM123 107V106H122ZM130 107V106H129ZM141 107H143V105L141 106ZM153 107V106H152ZM187 107V106H186ZM197 107H199V105H197ZM196 107V109H195V107H194V109H195V111L198 109V111L200 110V108H197ZM124 108V107H123ZM136 108V107H135ZM134 108V109H135ZM146 108H148V106L146 107ZM155 108H156V106H155ZM202 108H203V106H202ZM201 108V109H202ZM234 108H232V109H234ZM42 109H44V108H42ZM45 109H47V108H45ZM71 109V108H70ZM69 109V110H70ZM78 109V108H77ZM80 109V108H79ZM87 109V108H86ZM86 109L84 110V109H82L81 111L83 112V113H85V111H86ZM107 109V108H106ZM145 109V108H144ZM150 109V108H149ZM153 109H154V107H153ZM191 109V111L189 112L188 110H186L185 109V112L186 111H188L189 113H188V115L189 116H191V118L190 117H188V118H190V122L191 121H193V122H195V124L193 123V122H191V123H193L192 125L191 124H188L189 126L191 125V127L192 126H195L196 125V121L198 120L199 121V123L202 121V122H205V121H203L202 119H205L204 117H202L203 115L202 114H200L201 115V117H202V119H199V116H195L194 115V113H195V111H192V108H189V110ZM203 109H205V108H203ZM216 109V108H215ZM214 109V110H215ZM75 110H76V108H75ZM74 110V111H75ZM108 110H110V109H108ZM126 110H128V108L126 109ZM136 110V109H135ZM139 110V109H138ZM147 110V109H146ZM44 111V110H43ZM131 111H132V109H131ZM134 111V110H133ZM140 111V110H139ZM138 111V112H139ZM147 111H149V110H147ZM151 111H153V110H151ZM158 111V110H157ZM41 112V111H40ZM66 112H68V113H66ZM91 112V111H90ZM144 113L146 112L145 110L143 111ZM184 112V115L187 113H185ZM236 112V111H235ZM80 113V112H79ZM101 113V112H100ZM100 113H98V114H100ZM103 113H104V111H103ZM109 114H111L112 115V112H108ZM116 113V114H117ZM120 113V112H119ZM121 113H122V111H121ZM120 113V115H122V116H125L123 113L121 114ZM125 113V112H124ZM134 113H136V112H134ZM140 113V112H139ZM138 113V114H139ZM147 113V112H146ZM148 113H150V111L148 112ZM191 113H192V115H194V120H193V118H192V115H191ZM199 112H197L196 113V115L198 114ZM42 114V113H41ZM71 114V113H70ZM115 114V113H114ZM137 114V116H139ZM141 114V113H140ZM153 114H155L154 113V111H153ZM234 114V113H233ZM236 114V113H235ZM234 114V115H235ZM238 114V113H237ZM69 115V114H68ZM76 115V114H75ZM77 115H78V112H77ZM89 115V114H88ZM87 115V116H88ZM93 115H96V114H93ZM100 115H102V114H100ZM99 115V116H100ZM144 115H147V114H144ZM143 115V116H144ZM30 116V115H29ZM45 116H47L48 117V115H44L43 116V118L45 117ZM82 116H84L83 114H82ZM92 116V115H91ZM98 116V117H99ZM110 115H108V117H109ZM115 116H117V115H115ZM114 116V117H115ZM181 116V115H180ZM186 117H187V114L185 115ZM27 117H28V115H27ZM34 117H36V116H34ZM46 117V118H47ZM66 117V116H65ZM77 117V116H76ZM76 117H73V118H76ZM79 117V116H78ZM97 117V118H98ZM103 117H106V116H103ZM113 117V118H114ZM135 117V116H134ZM133 117V118H134ZM145 117V116H144ZM148 117V119L146 120L147 121V124H148V128H146V129H149V130H151V132H156V131H158L159 130V128L160 127H164V126H166V125H164V126H162V125H159V126H157L158 125V122H159V120L158 119H156L153 115H149V116H147ZM177 117V116H176ZM200 117V118H201ZM235 117H236V115H235ZM40 118H41V115H40ZM39 118V119H40ZM42 118V119H43ZM50 118V117H49ZM79 118H81V117H79ZM78 118V119H79ZM86 118V117H85ZM90 118V117H89ZM97 118H95V119H97ZM107 118V117H106ZM112 118V117H111ZM119 118H120V116H119ZM143 117H141L140 118V120L142 119ZM146 118V117H145ZM196 118H197V120H196ZM228 118V117H227ZM234 118V117H233ZM34 119V118H33ZM38 119V120H39ZM65 119V118H64ZM70 119V118H69ZM82 119H84V118H82ZM99 119V118H98ZM121 119V118H120ZM119 119V120H120ZM130 119V118H129ZM128 119V120H129ZM131 119H132V117H131ZM137 119H138V117H137ZM136 119V120H137ZM162 119H163V117H162ZM192 119V120H191ZM44 120H46L45 118H44ZM52 120V121H53ZM68 120V119H67ZM71 120V119H70ZM90 120H91V118H90ZM93 120H94V118H93ZM103 120V119H102ZM107 120V119H106ZM111 120V119H110ZM122 120V119H121ZM126 120V119H125ZM128 120H126V121H128ZM140 120H138V121H140ZM179 120V119H178ZM196 120V121H195ZM201 120V121H200ZM229 120H233V119H229ZM41 120H39V121H37L38 123H41L40 122ZM61 121V120H60ZM63 121V120H62ZM66 121V120H65ZM73 121V120H72ZM79 121H83V120H79ZM87 121V120H86ZM100 120H98V122H99ZM117 121V120H116ZM123 121V120H122ZM160 121H162V120H160ZM163 121H165V119L163 120ZM168 121V120H167ZM221 121V120H220ZM227 121V120H226ZM53 122V123H54ZM68 122V121H67ZM89 122V121H88ZM88 122H86V123H88ZM94 122H96L95 120L93 121V123ZM101 122V121H100ZM107 122H109V121H107ZM118 122V121H117ZM137 122V121H136ZM141 122V121H140ZM207 122V121H206ZM218 122V121H217ZM45 123V122H44ZM51 123V122H50ZM97 123V122H96ZM111 123H113V122H111ZM125 123V122H124ZM130 123V122H129ZM134 123V122H133ZM133 123H131V124H133ZM139 123V122H138ZM137 123V124H138ZM142 123V122H141ZM163 123V122H162ZM178 123V122H177ZM198 123V124H199ZM208 123V122H207ZM29 124H30V122H29ZM78 124V123H77ZM81 124V123H80ZM85 124V123H84ZM91 124V123H90ZM110 123H108V125H109ZM117 124V123H116ZM119 124H121V123H119ZM123 124V123H122ZM136 124V123H135ZM145 124V123H144ZM161 124V123H160ZM167 124V123H166ZM175 124V123H174ZM31 125V124H30ZM65 125H67V124H65ZM64 125V126H65ZM79 125V124H78ZM78 125H76V126H78ZM83 125V124H82ZM82 125H81V127H82ZM86 125V124H85ZM85 125H84V127H85ZM95 125V124H94ZM100 125V124H99ZM113 125V124H112ZM111 125V126H112ZM143 125V124H142ZM34 126H35V123H34ZM52 126V125H51ZM54 126V125H53ZM71 126V125H70ZM93 126V125H92ZM96 126V125H95ZM97 126H98V124H97ZM107 126V125H106ZM114 126V125H113ZM120 126V125H119ZM124 126H126L125 124H124ZM123 126V127H124ZM144 126V125H143ZM181 126V125H180ZM23 127V126H22ZM37 127V126H36ZM40 127V126H39ZM42 127V126H41ZM48 127V126H47ZM72 127H73V125H72ZM80 127V125H79V128H81ZM137 127V126H136ZM141 127V124L139 125V128ZM154 127H159L158 129H156V130H152V129H154ZM170 127V126H169ZM188 127V126H187ZM209 129H210V127L209 126H207ZM206 127V129H205V127L203 128L204 130H206L207 131V128ZM45 128H46V126H45ZM49 128H51V127H49ZM69 128V127H68ZM88 128V127H87ZM96 128V127H95ZM102 128V127H101ZM107 128V127H106ZM109 128H111L110 126L107 128V129H109ZM116 128H118V127H116ZM215 128H217V127H215ZM75 129V128H74ZM100 129V128H99ZM121 129V128H120ZM137 129V128H136ZM162 129V128H161ZM189 129V128H188ZM192 131H190V133H191V135L190 134H188V136H191V137H193V138H191V137H188L187 139H191V141H188V140H185L186 139V137L184 138V139H181V140H179V141H177V143H171V145L173 144L174 145V147H171V145H170V148L168 149V151H169V153L168 154H170V155H167V153H166V157L165 156H163L161 153H159L158 152V150H156V149H153L152 147H149L148 149H147V151H148V154L145 152V154L144 155H151L152 156V159L151 158H149V159H151L149 162H150V164H152L153 165V167L155 168L156 166H154V165H165L166 163H168L167 165H165V166H168V167H170V165H174V167H175V165H179V164H181V163H185V164H190L191 162H193V161H195V158L197 157V156H200V157H202V158H206V155H208V156H210L211 157V160L209 159V161H211L212 162V160H214L215 159V154L214 153H212V150H211V146L213 147V145L215 144L213 141H212V143L211 144H213V145H209V142H206L205 141V138H206V136L204 137V136H201V132L202 131H200L199 133H198V131L196 132V134L198 133V136L197 135H195V131H194V129H192V128H190ZM111 130V129H110ZM115 130V129H114ZM113 130V131H114ZM124 130V129H123ZM79 131V130H78ZM83 131V128L81 129V132ZM89 131V130H88ZM112 131V130H111ZM117 131V130H116ZM136 131V130H135ZM146 131V130H145ZM164 131V130H163ZM193 131H194V133H193ZM80 132V133H81ZM90 132V131H89ZM122 132V131H121ZM142 132H144V131H142ZM161 132V131H160ZM188 132H189V130H188ZM45 133H47V132H45ZM88 133V132H87ZM185 133V132H184ZM201 133V134H200ZM212 133V132H211ZM89 134V133H88ZM90 134H91V132H90ZM90 134H89V136H90ZM137 134V133H136ZM148 134V133H147ZM153 134V133H152ZM193 134H194V136H193ZM79 135V134H78ZM82 135H85V134H82ZM93 135V134H92ZM151 135V134H150ZM163 135V134H162ZM200 135V136H199ZM26 136V135H25ZM56 136V135H55ZM65 136V135H64ZM79 136H81V134L79 135ZM117 136H118V134H117ZM208 136V135H207ZM210 136H212V135H210ZM84 137V136H83ZM91 137V136H90ZM115 137V136H114ZM119 137V136H118ZM166 137V136H165ZM19 138H20V136H19ZM55 138V137H54ZM116 138V137H115ZM154 138V137H153ZM157 138V137H156ZM182 138V137H181ZM212 138V137H211ZM21 139V138H20ZM53 139V138H52ZM83 139V138H82ZM117 139V138H116ZM115 139V141H117ZM42 140V139H41ZM54 140V139H53ZM87 140V139H86ZM104 140V139H103ZM125 140V139H124ZM127 140V139H126ZM183 140V141H182ZM207 140V139H206ZM82 141V140H81ZM81 141H80V138H79V143H81ZM129 141V140H128ZM159 141V140H158ZM163 141V140H162ZM171 141V140H170ZM180 141H182V144H183V149H182V147H181V149L179 150V148H176V147H178V146H180L181 144H179L180 143ZM209 141V140H208ZM27 142V141H26ZM57 142V141H56ZM118 142V141H117ZM122 142H124V141H122ZM190 142H192V143H190ZM60 143V142H59ZM61 143H63V142H61ZM116 143V142H115ZM120 143V142H119ZM208 143V144H207ZM52 144H53V142H52ZM51 144V145H52ZM117 144V143H116ZM123 144V143H122ZM125 144V143H124ZM126 144H128L127 142H126ZM131 144H133V143H131ZM169 144H170V142H169ZM179 144V145H178ZM57 145V144H56ZM80 145V144H79ZM112 145L114 146V143H112ZM119 145V144H118ZM117 145V148L116 147H114V148H116L115 150H116V153L117 154H113V155H116L115 157H119V156H121V158H122V164L123 165H126L127 163H128V156L126 155V153L124 152V149H122L120 146H118ZM128 145H130V142H129V144ZM178 145V146H177ZM111 146V145H110ZM122 146V145H121ZM151 146V145H150ZM127 147V146H126ZM128 147H130V146H128ZM7 148V147H6ZM42 147L40 146V149H41ZM51 148H52V146H51ZM58 148V147H57ZM60 148V147H59ZM67 148V147H66ZM72 148V147H71ZM132 149H133V147H131ZM131 148L129 149V150H131ZM146 148V147H145ZM73 149V148H72ZM72 149H68V150H72ZM110 149H111V147H110ZM127 149V148H126ZM178 149V150H177ZM5 149L3 148V151H4ZM45 150V149H44ZM51 150V149H50ZM54 150V149H53ZM57 150V149H56ZM114 150V149H113ZM135 150V149H134ZM133 150V151H134ZM142 150H145V149H142ZM52 151V150H51ZM51 151H50V153H51ZM60 151V150H59ZM63 151V150H62ZM61 151V152H62ZM132 151V152H133ZM56 152V151H55ZM64 152V154H68V153H70L69 151H63ZM100 152V151H99ZM106 152V151H105ZM109 152H111V150L110 151H108V153ZM131 152V151H130ZM129 152V153H130ZM136 151H134V154H136L135 153ZM222 152V153H223ZM2 153V152H1ZM32 153V152H31ZM34 153V152H33ZM33 153H32V156H33ZM49 153V154H50ZM112 153H114V152H112ZM111 153V154H112ZM141 153V152H140ZM3 154V153H2ZM1 154V155H2ZM48 154V155H49ZM56 154H57V152H56ZM60 154V153H59ZM63 154V155H64ZM110 154V155H111ZM62 155V154H61ZM60 155V156H61ZM97 155V154H96ZM106 154H104V156H105ZM165 155V154H164ZM173 155V156H172ZM51 156H52V154L50 155V158H48V159H51ZM112 156V155H111ZM169 156V157H168ZM204 156V157H203ZM2 157H3V155H2ZM5 157V159L6 158H8V157H6V156H4ZM77 157H78V155H77ZM103 157V156H102ZM131 157V156H130ZM172 157H176V162L174 163L172 160H174ZM54 158H55V156H54ZM53 158V159H54ZM60 157H58V159H59ZM94 159H95V157H93ZM91 159V160H94V159ZM104 158V157H103ZM106 158H109L108 156L106 157ZM134 158V157H133ZM145 158V157H144ZM147 159H148V157H146ZM171 158H172V160H171ZM199 158V157H198ZM197 158V159H198ZM41 159V158H40ZM46 159V158H45ZM57 159V160H58ZM85 159V158H84ZM96 159H97V157H96ZM111 159V158H110ZM113 159V158H112ZM130 159V158H129ZM146 159V160H147ZM148 159V160H149ZM263 159V160H262ZM61 160H62V158H61ZM69 160V159H68ZM77 160V159H76ZM79 160V159H78ZM100 160H102V159H100ZM202 160V159H201ZM206 161L208 160V159H205ZM3 161V160H2ZM6 161V160H5ZM50 161V160H49ZM48 161V162H49ZM52 162H53V160H51ZM69 161H71V160H69ZM75 161V160H74ZM82 161V160H81ZM88 161H90V159L88 160ZM87 161V162H88ZM110 161V160H109ZM118 161H119V159H118ZM118 161H116V159H115V162L117 163ZM172 161V162H171ZM198 161V160H197ZM228 161V160H227ZM51 162V163H52ZM61 162H65V161H61ZM73 161H71V163H72ZM94 162H96V161H94ZM113 163H115L114 161H112ZM132 162V161H131ZM138 162V161H137ZM147 163H148V161H146ZM202 162H204V161H202ZM56 163V162H55ZM54 163V164H55ZM115 163V165H117ZM120 163V162H119ZM141 163L142 162H140V164H138V163H136V164H138L139 166L141 165ZM144 163V162H143ZM197 163H199V162H197ZM206 163V162H205ZM209 163V162H208ZM217 163V162H216ZM220 163V162H219ZM264 163V162H263ZM9 164V163H8ZM44 164H48V163H45L44 162ZM43 164V165H44ZM57 164H59V163H57ZM67 164V163H66ZM78 164V163H77ZM103 164V163H102ZM107 164V163H106ZM111 164V163H110ZM121 164V165H122ZM184 164V165H185ZM195 164V163H194ZM214 164H215V161H214ZM252 164V165H251ZM257 164V165H256ZM32 165V164H31ZM30 165V166H31ZM35 165V164H34ZM33 165V166H34ZM42 165V164H41ZM40 165V166H41ZM49 165V164H48ZM115 165H113V166H115ZM122 165V166H123ZM135 165V164H134ZM182 165V164H181ZM181 165H179V166H181ZM191 165V164H190ZM197 165V164H196ZM205 165V164H204ZM216 165V164H215ZM50 166H52V165H50ZM75 166V165H74ZM81 166H83V165H81ZM86 165H84V167H85ZM103 166V165H102ZM104 166H105V164H104ZM122 166L120 167L119 166V168H121V169H123L122 168ZM144 166H146L145 164H144ZM213 166V165H212ZM223 166V165H222ZM250 166H249V168H250ZM0 167H2V166H0ZM37 167V166H36ZM59 167V166H58ZM78 167H79V164H78ZM118 167V166H117ZM133 167V166H132ZM136 167V168H135ZM141 167H142V165H141ZM147 167V166H146ZM146 167H143V169H142V172L141 173H143V176H144V174H147V169L149 168V167H147V169H146ZM167 167V168H168ZM182 167V166H181ZM61 168V167H60ZM75 168H77V167H75ZM90 168V167H89ZM94 168V167H93ZM133 168H135V169H137V166H134ZM132 168V169H133ZM154 168H153V170H154ZM163 168V167H162ZM178 168V167H177ZM184 168V167H183ZM204 168V167H203ZM215 168V167H214ZM2 169V168H1ZM43 169V168H42ZM46 169H48V168H46ZM45 169V170H46ZM55 169H57V168H55ZM65 169V168H64ZM67 169V168H66ZM86 169H88V168H86ZM85 169V170H86ZM97 169H98V167H97ZM110 169V168H109ZM152 169V167L150 168V170ZM163 169H166V167H164ZM172 169H174L173 167H172ZM221 169V168H220ZM248 169V168H247ZM257 169V168H256ZM3 170V169H2ZM1 170V171H2ZM52 170V169H51ZM50 170V171H51ZM57 170H59V169H57ZM56 170V171H57ZM95 170H96V168H95ZM104 170H108V169H104ZM130 170V169H129ZM149 170V169H148ZM150 170H149V172H150ZM178 170V169H177ZM209 173L211 172V174L213 173L214 175H215V173H216V171H215V173H214V169H212V168H209ZM251 170V169H250ZM0 171V172H1ZM4 171V170H3ZM36 171V170H35ZM53 171V170H52ZM52 171L50 172V173H52ZM62 171H64V170H62ZM70 171H72V170H70ZM90 171V170H89ZM92 171V170H91ZM112 171H113V169H112ZM111 171V172H112ZM120 171V170H119ZM121 171H123V170H121ZM132 171H134V170H132ZM41 172H42V170H41ZM44 172V171H43ZM73 172V171H72ZM80 172V171H79ZM87 172V171H86ZM107 172V171H106ZM109 172V171H108ZM125 172V171H124ZM124 172H123V174H124ZM137 172V171H136ZM152 173H153V171H151ZM150 172V173H151ZM166 172H168V171H166ZM218 172V171H217ZM226 172V171H225ZM4 173V172H3ZM58 173H63V172H59L58 171ZM75 173H77V172H75ZM96 173H99L98 171L96 172ZM101 173H104V172H102L101 171ZM117 173V172H116ZM130 173V172H129ZM155 173V172H154ZM156 173H157V176H158V171H156ZM155 173V174H156ZM201 173V172H200ZM204 173V172H203ZM219 173V172H218ZM218 173H216V175L218 174ZM17 173H16V168L15 167H8V169H7V171L2 175L3 177H5V178H7V181H8V183H17L18 184V186L19 185H23V187L25 186H27L25 183H26V180L23 178V177H21V175L20 176H17L16 175ZM36 174V172H34V175ZM42 174V173H41ZM80 174V173H79ZM79 174H78V176H79ZM83 174V173H82ZM93 174V173H92ZM122 174V175H123ZM127 174V173H126ZM140 173H138V175H139ZM47 175H49V174H47ZM58 175V174H57ZM73 175H75V174H73ZM96 175V174H95ZM113 175V174H112ZM118 175V174H117ZM117 175H116V177H117ZM136 175V174H135ZM137 175V176H138ZM149 175V174H148ZM147 175V176H148ZM42 176V175H41ZM45 176V175H44ZM63 176V175H62ZM87 176V175H86ZM90 176V175H89ZM105 176V175H104ZM115 176V175H114ZM126 176H128V174L126 175ZM126 176H121L120 178H122L121 179V186H119V188H117L118 189V194L119 195H117V197L114 199V202H112V201H108L109 203H111L112 202V204L114 203V205H113V207H112V209L110 210V211H108L109 212V215H107V213H104V214H102V216H101V211L99 210V212H98V214H97V218L96 219H98L97 221H99L100 222V224L102 225V230H103V237H107L108 235L106 234L107 232H109V231H113L114 229H116V226H119L118 228H120V226H125V228H126V226L127 227H129L130 225H136V226H138L137 224H139L140 223V227H142L141 226V222H144V221H146L147 223H149L150 221V218H151V216H155V214H157V213H155V208H156V206L157 205H159V204H157V203H159V201L157 202L156 201V199L154 200V198H152L153 200H151V199H149L150 198V196H153V197H155L158 193H161L162 192V190L164 189V188H160L159 186H161L162 184H163V179L161 178L160 180L162 181L161 183L162 184H158L159 182H160V180H155L156 178L153 176L152 177V179L154 178V180H155V184H150L151 185V189H150V187H147V186H149V185H147L146 183V185L147 186H145V185H143L142 187H140V186H135V184L133 185H128L127 187L128 188H126V186H124L126 183H125V181H126ZM140 176V175H139ZM146 176V175H145ZM205 176V175H204ZM204 176H202V178L204 177ZM2 177V178H3ZM43 177V176H42ZM46 178H47V176H45ZM45 177H44V180H45ZM59 177H61V176H59ZM67 177H68V175H67ZM66 177V178H67ZM72 177V176H71ZM92 177V176H91ZM95 176H93V178H94ZM97 177V176H96ZM103 177V176H102ZM108 177V176H107ZM115 177V178H116ZM164 177V176H163ZM264 177V176H263ZM55 178H56V176H55ZM63 178V177H62ZM74 178V177H73ZM90 177H88V179H89ZM92 178V179H93ZM100 177H98V179H99ZM109 178H110V176H109ZM108 178V179H109ZM111 178H114L113 176H111ZM114 178V179H115ZM137 178V177H136ZM151 178V177H150ZM48 179V178H47ZM53 179V178H52ZM51 179V180H52ZM77 179V178H76ZM82 179H84V177L82 178ZM91 179V180H92ZM132 179V178H131ZM130 179V180H131ZM141 179V178H140ZM157 179H159V178H157ZM209 179H211L210 178V176H209V178L208 179H203L202 181H203V183H207V181H209V184L213 187V186H215L216 184H217V181H213V180H209ZM213 179V178H212ZM216 179V178H215ZM214 179V180H215ZM57 180V179H56ZM60 180V179H59ZM86 180V179H85ZM84 180V181H85ZM91 180H90V182H91ZM116 180V179H115ZM119 180V179H118ZM127 180H128V178H127ZM154 180H152L153 181V183H154ZM217 180V179H216ZM43 181V180H42ZM54 181V180H53ZM58 181V180H57ZM67 180H65V182H66ZM71 181V180H70ZM80 181V180H79ZM96 181V180H95ZM102 181V180H101ZM110 181V180H109ZM109 181H108V183H109ZM120 181V180H119ZM144 181H147V180H144ZM143 181V182H144ZM151 181V180H150ZM151 181V182H152ZM156 181L158 182V183H156ZM34 182H36V181H34ZM56 182V181H55ZM62 182V181H61ZM71 182H74V181H71ZM86 182V181H85ZM97 182V181H96ZM113 182H115V181H113ZM131 182V181H130ZM130 182H128V183H130ZM133 182V181H132ZM131 182V183H132ZM228 182V181H227ZM3 183V182H2ZM2 183H1V185H2ZM7 183V184H8ZM41 183V182H40ZM39 183V184H40ZM59 183V182H58ZM57 183V184H58ZM63 183H64V181H63ZM82 183V182H81ZM103 183H104V180H103ZM107 182H105V184H106ZM118 183V182H117ZM137 183H140V182H137ZM148 183V182H147ZM223 183V182H222ZM5 184V183H4ZM33 184V183H32ZM42 184V183H41ZM44 184H45V182H44ZM90 184V183H89ZM101 184H102V182H101ZM114 184V183H113ZM113 184H111V186H115V185H113ZM116 184V183H115ZM142 184V183H141ZM159 186H158V185ZM46 185V184H45ZM48 185H49V182H48ZM67 185V184H66ZM96 185V184H95ZM94 185V186H95ZM104 185V184H103ZM118 185V184H117ZM155 185V186H154ZM201 185L202 186H204L202 183H201ZM201 185L199 186V188H202L201 187ZM208 185V184H207ZM29 186V185H28ZM28 186H27V188H28ZM53 186H56V185H53ZM60 186V185H59ZM59 186H57V187H59ZM62 186V185H61ZM84 186H86V191H87V193L89 194V196H90V201L92 202H94V200H95V198H96V196L94 195V194H96L95 192H93L95 189L93 188H91V186H89V185H84ZM98 186V185H97ZM102 186V185H101ZM163 186H164V184H163ZM162 186V187H163ZM171 186V185H170ZM169 186V187H170ZM3 187V186H2ZM9 188V185H7L6 186V188ZM11 187H12V185H11ZM22 187V188H23ZM33 187V185L30 187V189ZM35 187H37V186H35ZM64 187V186H63ZM103 187V186H102ZM165 187H166V185H165ZM5 188V189H6ZM26 188V189H27ZM38 189H39V187H37ZM36 188V189H37ZM49 188V187H48ZM53 188V187H52ZM78 188H79V186H78ZM103 188H106V187H103ZM126 188V189H125ZM10 189V188H9ZM25 189V188H24ZM25 189V190H26ZM58 189V188H57ZM61 189V188H60ZM59 189V190H60ZM63 189V188H62ZM71 189V188H70ZM102 189V188H101ZM110 189H112V188H110ZM115 189V188H114ZM113 189V190H114ZM167 189V188H166ZM169 189V188H168ZM181 189V188H180ZM21 190V189H20ZM51 190H54V189H51ZM51 190H49V191H51ZM55 190H56V188H55ZM71 190H73V189H71ZM75 190V189H74ZM78 190V189H77ZM82 190V189H81ZM80 190V191H81ZM99 190V189H98ZM106 190V189H105ZM174 189H172L171 191H173ZM200 190V189H199ZM202 191H199V193L197 194V203H198V200H199V203H201V205L202 206H206V207H203L202 208V212H196V210H195V212H193V215H192V220L194 221V222H196L197 224H198V227H199V229H200V231H198L197 229H195L196 231L195 232H200V234H202L201 236H200V241H199V244L200 245H203V250L201 251V253H200V264H250V263H246V262H242L241 261V259H242V257H238V256H236V255H233L232 257H228L227 258V256H228V254L229 253H232V252H234V250L232 251V249H233V245H232V243L234 242V241H236V240H240V239H242L243 241H248V239H253V240H257V239H259V240H261L260 238H262L263 237V239H264V233H262V232H260V233H258V232H256V233H252L251 231H253L254 229H256L258 226V224H257V221H255L254 220V217H253V215H252V209L250 210V208H248L247 207V203L248 202H250L251 200H250V198H248V197H243V196H241L242 195V193L241 192H237V193H241L240 195L238 194H236L235 192H234V195H232L231 196V194H230V196H227V197H224V198H217L218 196L216 195V194H214L211 190H209V191H211V193L209 194V193H207V191L205 190V189H201ZM261 190V189H260ZM13 191V190H12ZM24 193H25V191L24 190H22ZM31 191V190H30ZM35 191V190H34ZM41 191V190H40ZM63 191V190H62ZM61 191V192H62ZM79 191V192H80ZM82 191H84V190H82ZM171 191H169V192H171ZM215 191V190H214ZM240 191V190H239ZM259 191V190H258ZM262 191V190H261ZM2 192V191H1ZM45 192H47V191H45ZM57 192V191H56ZM66 192V191H65ZM96 192H97V190H96ZM108 192V191H107ZM115 192V191H114ZM163 192H165L164 190H163ZM162 192V193H163ZM9 193H10V195H11V192H10V190H9ZM29 193H31V192H29ZM36 193V192H35ZM42 193V192H41ZM50 193V192H49ZM54 193V192H53ZM69 193H71V192H69ZM73 193V192H72ZM98 193H100V192H98ZM97 193V194H98ZM116 193H117V191H116ZM157 193V194H156ZM166 194H167V192H165ZM175 193V192H174ZM181 193V192H180ZM259 193V192H258ZM26 194V193H25ZM58 194V193H57ZM62 194V193H61ZM82 194V193H81ZM96 194V195H97ZM101 194H103V193H100V196H102ZM110 194V193H109ZM114 194V193H113ZM156 194V195H155ZM164 194V193H163ZM162 194V195H163ZM179 194V193H178ZM220 194V193H219ZM233 194V193H232ZM243 194H245V193H243ZM8 194L6 193V196H7ZM14 195V194H13ZM17 195V194H16ZM31 195V194H30ZM72 195H74V194H72ZM161 194L160 195H158V196H162ZM170 194H168V196H169ZM173 195L174 194H172V197H173ZM176 195V194H175ZM180 195H182V194H180ZM189 195V194H188ZM12 196V195H11ZM19 196V195H18ZM32 196V195H31ZM43 196V195H42ZM55 196V195H54ZM64 196V195H63ZM67 196V198H69L68 197V195H65V197ZM70 196V195H69ZM82 196V195H81ZM86 196V195H85ZM163 196H165L166 197V195H163ZM213 196H215V197H213ZM217 196V197H216ZM246 196V195H245ZM25 197V196H24ZM23 197V198H24ZM29 197V196H28ZM36 197V196H35ZM40 197V196H39ZM43 197H46V195L45 196H43ZM71 197V196H70ZM79 197V196H78ZM77 197V198H78ZM106 197H107V195H106ZM105 197V198H106ZM164 197V198H165ZM195 197V196H194ZM211 197H213L214 198V200L211 198ZM16 198V197H15ZM19 198V197H18ZM81 198V197H80ZM104 198V199H105ZM159 198V197H158ZM14 199V198H13ZM17 199V198H16ZM20 199V198H19ZM18 199V200H19ZM25 199H27L26 197H25ZM31 199V198H30ZM36 198H34V200H35ZM55 199V198H54ZM71 199V198H70ZM69 199V200H70ZM73 199V198H72ZM71 199V200H72ZM79 199V198H78ZM86 199H88V198H86ZM167 199V198H166ZM172 199H174V198H171V200ZM176 199V198H175ZM194 199V200H195ZM39 200V199H38ZM49 200H50V198H49ZM61 200V199H60ZM59 200V201H60ZM158 200V199H157ZM165 200V199H164ZM210 200H213L214 202H216L217 204H218V206L217 207H215L214 208V205H212L213 203H211V204H209L208 202ZM8 201V200H7ZM6 201V202H7ZM55 201H56V199H55ZM88 201V200H87ZM193 201V200H192ZM34 202V201H33ZM32 201L30 202L31 203V205H32V203H33ZM68 202V201H67ZM76 202V201H75ZM75 202H73V203H75ZM92 202V203H93ZM100 202H101V200H100ZM163 202H165V201H163ZM169 202H170V199H169ZM175 202H176V200H175ZM212 202V201H211ZM17 202H15V204H16ZM35 203H37V202H35ZM73 203H71V204H73ZM77 203V202H76ZM89 203V202H88ZM161 203V202H160ZM192 203H194V202H192ZM69 204H70V202H69ZM79 204V203H78ZM78 204H76L77 206H78ZM163 204V203H162ZM23 205V204H22ZM35 205H37V204H35ZM39 205V204H38ZM68 205V204H67ZM80 205V204H79ZM95 205V204H94ZM100 205V204H99ZM199 205V204H198ZM237 205V206H236ZM245 205V206H244ZM249 205H251V204H249ZM3 206H6V205H2V207ZM15 206V205H14ZM20 206V205H19ZM26 206V205H25ZM39 206H42V204L41 205H39ZM39 206H38V209H40L39 208ZM69 206V205H68ZM67 206V207H68ZM95 206H97V205H95ZM109 206V205H108ZM37 207V206H36ZM35 207V208H36ZM66 207V206H65ZM82 207V206H81ZM92 207H93V205H92ZM109 207H111V206H109ZM160 207V206H159ZM200 207V206H199ZM11 208H13V207H11ZM23 208V207H22ZM25 208V207H24ZM34 208V209H35ZM83 208V207H82ZM94 208H96V207H94ZM107 208V207H106ZM171 208V207H170ZM186 208V207H185ZM0 209H2V208H0ZM8 209V208H7ZM17 210H18V208H16ZM43 209V208H42ZM67 209V208H66ZM84 209V208H83ZM93 209V208H92ZM174 209V208H173ZM176 209V208H175ZM198 209V208H197ZM61 210H63V209H61ZM65 210V209H64ZM78 210H81V209H78ZM102 210V209H101ZM209 210H212V211H209ZM0 211H2V210H0ZM26 211V210H25ZM70 210H69V208L67 209V210H65V211H60V209H59V207H58V205L56 204V203H54V200H52V202H48L47 204H44V213H47V214H50L51 215V219H53L52 221H53V223H54V226H57V221L59 220V222L61 221L60 219H62V218H66V219H68V216H69V212ZM83 211V210H82ZM94 211V210H93ZM96 211V210H95ZM156 211H157V209H156ZM8 212V211H7ZM16 212V211H15ZM14 212V210H12V213H15ZM24 212V211H23ZM22 212V213H23ZM72 212V211H71ZM74 212H78V211H74ZM74 212H72V213H74ZM164 212H166V210L164 211ZM192 212V211H191ZM17 213V212H16ZM83 213V212H82ZM89 213V212H88ZM94 213V212H93ZM172 213V212H171ZM11 214V213H10ZM71 214V213H70ZM75 214H77V213H75ZM81 214V213H80ZM183 214V213H182ZM186 213H184V215H185ZM9 215V214H8ZM68 215V216H67ZM87 215H91V214H87ZM157 215H159V214H157ZM157 215L155 216L156 218H158L157 217ZM170 215H172V214H170ZM191 215V214H190ZM13 216H14V214H13ZM71 216V215H70ZM81 216V215H80ZM96 216V215H95ZM177 216V215H176ZM189 216V215H188ZM23 217H24V222H22V221H20V223L22 222V224L21 225H18V226H12V227H10L11 229L10 230H12L11 231V233H10V230H7L6 228V230L7 231H9L8 232V234L10 233V235H8L9 237H8V242L10 243V241L12 240V239H15V234H17L18 236H20V239L21 238H23V237H29L30 239L31 238H33L35 241H36V244L37 245H39L40 246V248L42 247L43 249H46V247H43V246H46V245H49V246H52V250L53 251H59V250H61L60 249V247H59V244H56V243H51L52 245H50V244H48L47 243V240H48V238H49V236H48V238H47V233H46V231H44L45 229L43 228V217L42 216H40V215H38L37 213H35V212H29V210H27L26 212H24L23 213ZM22 217V218H23ZM47 217H48V215H47ZM47 217H45V218H47ZM74 217V216H73ZM91 217H92V215H91ZM155 217H153V218H155ZM181 217H182V215H181ZM21 218V217H20ZM70 218V217H69ZM89 218V217H88ZM161 218V217H160ZM170 218V217H169ZM65 219V220H66ZM73 219V218H72ZM82 219V218H81ZM85 219V218H84ZM173 219V218H172ZM185 219V218H184ZM188 219H190V218H188ZM13 220H14V218H13ZM73 220H75V222H76V229H77V224L78 223H80V227H82V221H80L79 222V220L76 218V219H73ZM157 220V219H156ZM160 220V219H159ZM164 220V219H163ZM44 221H45V219H44ZM68 221V220H67ZM85 222H86V220H84ZM88 222H89V220H87ZM155 221V220H154ZM153 221V222H154ZM158 221V220H157ZM166 221V220H165ZM190 221V220H189ZM2 222V221H1ZM12 222V221H11ZM14 222V221H13ZM18 222V221H17ZM69 222V221H68ZM71 222V221H70ZM74 222V221H73ZM90 222H91V220H90ZM99 222H98V224H99ZM153 222H151V223H153ZM175 222V221H174ZM191 222V221H190ZM53 223H52V225H53ZM82 223V224H81ZM93 223V222H92ZM91 223V224H92ZM156 223H158V222H156ZM184 223H185V220H184ZM187 223V222H186ZM186 223H185V227H187L186 226ZM189 223V222H188ZM226 223H229V226H228V228H225V227H223V226H221V228H220V225H218V224H224V225H226ZM244 223H246L245 224V230L247 229L249 232H248V234H243V233H239V234H235V233H233L231 230V228L233 227V225H235V226H237V229H238V231H239V229H240V225L242 224H244ZM3 224V223H2ZM12 224V223H11ZM10 224V225H11ZM16 224V223H15ZM67 224V223H66ZM95 224V223H94ZM97 224V225H98ZM144 224V223H143ZM155 224V223H154ZM154 224H153V226H149L148 227V229H152L153 227H154ZM183 225V222L182 223H180V225ZM190 224V223H189ZM52 225H49L50 227L52 226ZM148 225V224H147ZM146 225V226H147ZM196 225V224H195ZM194 225V226H195ZM52 227V228H55V227ZM65 226V225H64ZM63 226V227H64ZM68 227H69V225H67ZM89 226H91V225H89ZM156 227H157V225H155ZM172 226V225H171ZM175 226V225H174ZM197 226V225H196ZM201 226V227H200ZM216 226H219V230L218 231H215L214 229H212V228H215ZM238 226H240V227H238ZM45 227V226H44ZM47 227V226H46ZM61 227V226H60ZM80 227H78V228H80ZM87 227V226H86ZM95 227V226H94ZM135 227V226H134ZM182 227V226H181ZM209 227H211V228H209ZM2 228H4V227H2ZM89 228V227H88ZM165 228V227H164ZM188 228H189V225H188ZM195 228H197V227H195ZM235 228V227H234ZM48 229V228H47ZM46 229V230H47ZM70 229V228H69ZM69 229H67L66 230V232L65 231H63V237H62V243H61V245L62 246H65V247H62V249H63V251H62V253L64 254L65 252L67 253V251H71L72 250V248H70V247H67L68 245H69V243H73V239H72V236H71V234L70 233H67V232H69V231H71L72 229H73V227L69 230ZM75 229V231H77ZM85 229H87V228H85ZM84 229V227H83V231L85 230ZM124 229V228H123ZM157 229V228H156ZM186 229V228H185ZM2 230V229H1ZM5 230V231H6ZM74 230V229H73ZM89 230V229H88ZM87 230V231H88ZM129 230H131L130 228H129ZM136 230V229H135ZM138 230V229H137ZM145 230V229H144ZM176 230H177V228H176ZM241 230V229H240ZM243 231H244V229H242ZM246 230V231H247ZM257 230V229H256ZM255 230V231H256ZM2 231H4V230H2ZM4 231V232H5ZM50 231H52V229L50 230ZM58 231V230H57ZM86 231V230H85ZM84 231V232H85ZM90 231H91V229H90ZM116 231V230H115ZM126 231V230H125ZM174 231V230H173ZM178 231H180V230H178ZM188 231V230H187ZM45 232V233H44ZM72 232H74V231H71V233ZM92 232V231H91ZM97 232V231H96ZM128 232V231H127ZM139 233H140V231H138ZM141 232H143V231H141ZM154 232V231H153ZM183 232V231H182ZM197 232V233H198ZM208 232H213L211 235H209L208 234ZM254 232V231H253ZM56 232H54V234H55ZM85 233H87L88 234V232H85ZM93 233V232H92ZM98 233V232H97ZM113 233H114V231H113ZM120 233V232H119ZM122 233V232H121ZM126 233V232H125ZM129 233V232H128ZM134 233V232H133ZM149 233V232H148ZM191 233H193V231L191 232ZM49 234V233H48ZM51 234H53V233H51ZM81 235H82V231H81V233H80ZM87 234H86V236H87ZM116 234V233H115ZM114 234V235H115ZM135 234V233H134ZM144 234H146L147 235V232L146 233H144ZM150 234V233H149ZM176 234V232L174 233V235ZM179 234V233H178ZM200 234H198V235H200ZM16 235V236H17ZM50 235V234H49ZM61 235V236H62ZM78 235V234H77ZM91 235V234H90ZM89 235V236H90ZM93 235V234H92ZM101 235V234H100ZM110 235H112V234H110ZM154 235H157V234H155L154 233ZM153 235V236H154ZM160 235H162V234H160ZM163 235H165V234H163ZM171 235H172V233H171ZM187 236H188V234H186ZM195 235V234H194ZM13 236H14V238H13ZM51 236V235H50ZM70 236V237H69ZM83 236V235H82ZM89 236H87L88 237V239H86L87 240V242L88 243H85L84 244V246L83 247H78V248H76V247H73V254H72V252H71V254H72V256H74V258H75V260H76V262L77 263H79V264H104L103 262H105V255L103 254V251H104V249H105V247H101L102 246V243L100 242V240H98L97 239V237H89ZM117 236V235H116ZM133 236V235H132ZM135 236V235H134ZM153 236H151V238L153 237ZM186 236V237H187ZM75 237V236H74ZM101 236H99L98 238H100ZM123 237V236H122ZM136 237H137V235H136ZM144 237H146V236H144ZM162 237V236H161ZM174 238H175V236H173ZM176 237H177V235H176ZM178 237H179V235H178ZM193 237V236H192ZM192 237H191V239H192ZM199 237V236H198ZM197 237V238H198ZM0 238H2V237H0ZM19 238V237H18ZM52 238H54V235H52ZM61 238V237H60ZM154 238V237H153ZM167 238V236L165 237V239ZM184 238V237H183ZM255 238V239H254ZM19 239V240H20ZM51 239V238H50ZM55 239V238H54ZM102 239V238H101ZM104 239V238H103ZM107 239V238H106ZM126 239V238H125ZM131 239H132V237H131ZM163 239H164V237H163ZM171 239V238H170ZM190 239V238H189ZM4 240V239H3ZM16 240V239H15ZM27 240H28V238H27ZM60 240V239H59ZM114 240V239H113ZM148 240V239H147ZM152 240V239H151ZM150 240V241H151ZM162 240V239H161ZM184 240V239H183ZM188 240V239H187ZM197 240V239H196ZM255 240V241H256ZM259 240H257V241H259ZM21 241V240H20ZM25 241H26V238H25ZM52 241H53V239H52ZM107 242L109 241V240H106ZM133 241H135V240H133ZM141 241V240H140ZM154 241V240H153ZM153 241H151L152 243H153ZM160 241V240H159ZM169 241V240H168ZM175 241V240H174ZM177 241H179L178 240V238H177ZM186 241V240H185ZM192 241H193V239H192ZM12 242V241H11ZM48 242H50V241H48ZM114 242H115V240H114ZM129 242H131V240H129ZM149 242V241H148ZM155 242V241H154ZM162 242H164V241H162ZM182 242V241H181ZM250 242V241H249ZM13 243V242H12ZM35 243V242H34ZM80 243H82V242H80ZM109 243V242H108ZM124 243H125V241H124ZM138 243H140V242H138ZM151 243V244H152ZM168 243H170V241L168 242ZM176 243V242H175ZM179 243H180V241H179ZM258 242H255V244H257ZM261 243V242H260ZM123 244V243H122ZM134 244H136L135 242H134ZM156 244V243H155ZM154 244V245H155ZM159 244H161V243H159ZM163 244V243H162ZM162 244H161V246L160 247H162ZM165 244V243H164ZM172 245H173V242L171 243ZM191 244V243H190ZM199 244H197V245H199ZM248 244V243H247ZM255 244H254V246H251L250 244H249V246L247 245V246H244L243 248H242V251L244 252V251H246V252H250V251H252L253 252V254H255V255H257V254H262L263 252H262V250L257 246H255ZM21 245V244H20ZM20 245H18V246H20ZM23 245V244H22ZM71 245V244H70ZM83 245V244H82ZM115 245V244H114ZM127 245H128V243H127ZM129 245H130V243H129ZM140 245H141V243H140ZM153 245V246H154ZM171 245V246H172ZM179 245V244H178ZM182 245H183V243H182ZM188 245V244H187ZM186 245V246H187ZM196 245V244H195ZM17 246V247H18ZM80 246V245H79ZM139 246V245H138ZM138 246H136V247H138ZM183 246H185V244L183 245ZM191 246V245H190ZM11 247V246H10ZM14 247V246H13ZM22 247V246H21ZM119 247V246H118ZM142 247L144 248V246L142 245ZM155 247V246H154ZM154 247H153V249H154ZM158 247H159V245H158ZM158 247L156 246L155 247V249L157 248L158 249ZM164 247V246H163ZM187 247H189V246H187ZM197 247H199V246H197ZM231 247H232V249H231ZM116 248V247H115ZM129 248V247H128ZM139 248V247H138ZM138 248H135L134 247V250L135 249H138ZM167 248V247H166ZM42 249V250H43ZM83 249H86V252H87V255L85 256V254H84V252H83ZM116 249H119V248H116ZM115 249V250H116ZM132 248L130 247V250H131ZM150 249V248H149ZM155 249H154V251H155ZM163 249V248H162ZM172 249V248H171ZM170 249V250H171ZM186 249V248H185ZM188 249V248H187ZM14 250H17L16 249V247H14V249H12L11 250V248H10V251H13L14 252ZM115 250H113L114 252H116ZM125 250V249H124ZM128 250V249H127ZM130 250H128V252L130 251ZM139 250V249H138ZM145 250V249H144ZM144 250H141V251H144ZM159 250H161V249H159ZM164 250L165 251H163V253L165 252L166 253V249L164 248ZM175 250V249H174ZM201 250V249H200ZM19 251V250H18ZM18 251H16L17 252V254H18ZM46 251V250H45ZM132 251V250H131ZM158 251V250H157ZM172 251V250H171ZM181 251V250H180ZM112 252V251H111ZM133 253H134V251H132ZM136 252V251H135ZM145 252V251H144ZM177 252H179V251H177ZM198 252H199V250H198ZM27 253H29V252H27ZM42 253V254H41ZM45 253V252H44ZM106 253V252H105ZM110 253V251L107 253V254H109ZM138 253V252H137ZM141 253V252H140ZM149 253V257H150V252H148ZM155 253V252H154ZM159 253V252H158ZM172 253V252H171ZM173 253H175V251H173ZM191 253V252H190ZM194 253V252H193ZM13 254V253H12ZM16 254V255H17ZM33 254H35V253H33ZM38 254H40V256H37L36 254V259L38 260V261H41V259H42V257H44L45 256V254H43V251L42 252H40V253H38ZM48 254V252L46 253V255ZM139 254V253H138ZM144 254V253H143ZM153 254V253H152ZM175 254H178V253H175ZM181 254V253H180ZM188 254V253H187ZM187 254H185V255H187ZM197 254H199V253H197ZM15 255V254H14ZM35 255H34V257H35ZM44 255V256H43ZM51 255V254H50ZM67 256L65 257L66 259V261H67V257H68V255L69 254H66ZM111 255V254H110ZM125 255V254H124ZM141 255H142V253H141ZM179 255V254H178ZM229 255H231V254H229ZM33 256V255H32ZM54 256V255H53ZM115 256V255H114ZM143 256V255H142ZM146 256V255H145ZM152 256H154V255H152ZM167 256H169V255H167ZM171 256V255H170ZM174 256V255H173ZM177 256V255H176ZM188 256V255H187ZM190 256V255H189ZM27 257H29V255L27 256ZM47 257H49V256H47ZM60 257V256H59ZM62 257V256H61ZM110 257V256H109ZM113 257V256H112ZM120 257V256H119ZM131 257V256H130ZM141 257V256H140ZM156 257H159L160 259H161V257L160 256H156ZM181 257V256H180ZM185 257V256H184ZM15 258V257H14ZM30 258V257H29ZM55 258V257H54ZM58 258V257H57ZM70 258V257H69ZM127 258V257H126ZM134 258H136V256L134 257ZM138 258V257H137ZM144 258V257H143ZM178 258H179V256H178ZM190 258V257H189ZM191 258H192V255H191ZM264 258V257H263ZM17 258H15L14 260H16ZM44 259V258H43ZM62 259H64V256H63V258ZM72 259V258H71ZM70 259V260H71ZM112 260L114 259V258H111ZM131 259V258H130ZM152 258H150V260H151ZM159 259V260H160ZM163 259H165L164 257H163ZM175 259H177V258H175ZM181 259H183V256H182V258ZM4 260V249H2V247H0V264H1V261H3ZM31 260V259H30ZM55 260V259H54ZM53 260V257L50 259V261H51V263H53V262H56V261H58V260H55L54 261ZM122 260V259H121ZM132 260V259H131ZM147 260V258H145V261ZM149 260V259H148ZM167 260V259H166ZM190 260V259H189ZM20 261V260H19ZM18 261V262H19ZM22 261H23V259H22ZM26 261V260H25ZM53 261V262H52ZM61 261V260H60ZM59 261V263L61 264V262ZM65 261V262H66ZM136 261V260H135ZM139 261V260H138ZM144 261V260H143ZM152 261L154 262V260L152 259ZM151 261V262H152ZM158 261V260H157ZM178 261V260H177ZM182 261V260H181ZM184 261V260H183ZM63 262H64V260H63ZM114 262V261H113ZM129 262H131V261H129ZM133 262V261H132ZM150 261L148 262V263H151ZM164 262H165V260H164ZM171 263H172V261H170ZM169 262V263H170ZM192 262V261H191ZM22 263V262H21ZM142 262H136V264H141ZM147 263V262H146ZM145 263V264H146ZM156 263V262H155ZM163 263V262H162ZM166 263V262H165ZM168 263V264H169ZM181 263V262H180ZM189 263H190V261H189ZM198 263V262H197ZM196 263V264H197ZM24 264V263H23ZM26 264H28V262L26 263ZM30 264V263H29ZM32 264V263H31ZM41 264H42V262H41ZM55 264V263H54ZM108 264V263H107ZM131 264V263H130ZM157 264H158V262H157ZM182 264V263H181ZM188 264V263H187Z\"/></svg>",
    "mask_w": 264,
    "mask_h": 264
}]
</instances>
